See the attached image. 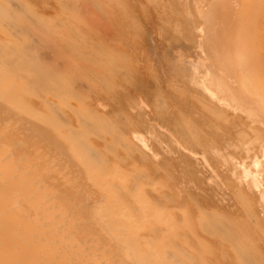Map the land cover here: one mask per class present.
Returning a JSON list of instances; mask_svg holds the SVG:
<instances>
[{
	"label": "bare ground",
	"instance_id": "obj_1",
	"mask_svg": "<svg viewBox=\"0 0 264 264\" xmlns=\"http://www.w3.org/2000/svg\"><path fill=\"white\" fill-rule=\"evenodd\" d=\"M16 1V2H15ZM28 1H30V0H28ZM27 0H0V264H264V250H262V249H264V248H262V249H260V246H262L263 244H261V241L258 243V241L256 240L255 242H256V244L258 243L259 245H257V247H259L258 248V251H257V248H256V246L254 245V241H253V239H252V236L254 237V234L253 235H248V234H239L238 232H234L235 231V229H233V226H232V223L234 224V223H236V222H234V220H232L231 218H229V219H231V220H229L228 221V218H226V221L224 222L223 220H222V211H226V209L225 210H223L224 208H226V206H229L230 205V203H228L225 207H224V205H225V203H224V205H223V209L221 208V207H219L220 206V203L221 202H223V200L221 199L222 198V196H223V192H222V195L220 194V197H219V199H218V195H219V193H221V191L219 192V188L221 187V185H220V183H219V185H220V187L218 186L217 187V185L215 186V185H213L214 187H213V189H216L215 187H217V190H218V192H216L215 190H213L212 189V187H211V189H210V191L212 190V192L211 193H209L210 195H208V191H209V187L208 186H211V184L210 185H204V184H208V183H206L207 181H206V179L205 178H207V176H208V174L210 173V170L207 172L206 171V169L204 170V168H202L201 167V169L199 168V169H197V173L195 174V170L193 169L194 168V165H195V163H194V165H193V167H191V169H192V172H193V175H192V172L189 170V168H188V170H189V173L191 172V175L194 177L195 175H197L198 173H200L201 171H204V175H206V173H207V176L205 177V178H203L204 176L203 175H201V176H197V182H199V184H200V180L202 179L203 180V183H201L202 185H203V187H205V190L207 191H205V190H203L201 187H194V186H192V183L190 182V180H192V182H193V179L192 178H190V180H187V175L189 174V173H187L188 172V170H187V172H186V177H185V173L184 172H181V173H179L180 175L178 176V180L176 179L175 181H177L179 184H177V185H175L177 182H175V181H172L173 179H172V175H171V181H172V184H173V182H175L174 183V185H167V186H165V184L164 185H162L163 184V179L160 181L159 179H161V178H163V175L162 176H160V178L159 179H157V178H153V174L155 173V174H157L156 172H158L159 173V171H160V165L159 164H161V163H159V164H157L158 163V158L156 159V161L157 162H155L154 160H155V157H154V160H153V163L155 162V164H157V166H155L156 168L154 169V168H152V170H155L154 171V173L152 172V177H151V179L153 178V179H156V181L157 182H155V183H158V185L159 184H161V186H152V185H149V184H147V183H145V182H142V183H140V182H138V180H137V183H135L136 181H135V179H131V177L133 176L132 175V172H134L135 170H134V168L132 169V167H131V165H130V167H131V169L129 170V168L130 167H128L127 168V170L126 171H124V172H122L121 170H119V176H115L114 174H116L117 172H118V169L117 170H113V168H112V165H113V163H111V164H108L107 162H104V161H107L108 159H109V155H112L111 156V160H112V158H113V154H115L116 153V155H117V153H118V151H119V149H121V147L119 148V145H118V150H117V152H115L114 153V151H112L113 152V154H112V152H111V154H110V152L108 153V152H106V151H104L102 148H100L101 146L99 145V143L102 141H100L99 143H97L96 142V144H95V146L97 145V147H92L93 145L90 143V141H89V143L91 144V147L88 149V151H89V155H90V157H92L93 158V160H98L99 162L100 161H102V164L103 165H105L106 163L109 165V168H107L106 167V171H108L109 169H110V167H111V171L113 172H115L114 174L111 172V173H109L110 175H112L113 174V176L112 177H117V179H118V177L121 179V181H123V177H125V176H123L122 175V173H127V175L130 173V175H132L131 177H130V175H129V180H128V178H126V181L128 180V181H132V182H128V184H125V186H122V184L120 185L119 184V182L116 184L115 182V184H116V186H118V184H119V186L120 187H118L117 189H113V192H112V187H114V186H112L111 187V185H108V184H110V183H108L107 181H108V179H109V177H111L107 172H104V171H101V170H99V169H101L100 168V165L98 164V166H99V168L98 169H95L94 167V169L93 168H91V170L90 171H87V168H86V170L85 169H83V170H85V172L84 171H81V169H79V167H81V168H83L82 167V162H83V160H82V162H80L79 160H77V156H78V153H77V151H76V149H77V147H76V149L75 148H71V146H72V142L74 143V141L72 140V142H70L71 141V139H73L72 137H73V135H72V133H71V135H72V137L70 136V134L68 135V137H66L67 136V132H66V134H64V132H65V130L63 129V131H61L62 130V128H64V127H62L61 129H60V127H58L57 128V126H58V123H57V125H56V127H55V125L53 126V127H51L52 126V124H50V125H48L47 123H46V119L48 120H50V123H51V120L52 119H50L49 117H51V114H50V116H49V114H47L48 115V118H47V115H46V108H45V102H46V100L48 99V97L50 98V96H46L48 93H46V91H47V88H48V86L46 85V78H45V75H44V61H46L47 59L49 60V58H50V56H47L48 54L50 55V53L51 52H53V51H50V53H48V51H49V49H47V52H44L43 51V47L44 46H47L48 47V42H50V37H51V39H52V36L54 35V34H52V36H50V34H51V32H53V31H48V32H50L49 33V39L47 38V41H46V38L44 39V36H46V34H44V36H42V33H43V31H42V27L43 26H37V25H39L38 24V22H36V20L38 21L40 18L38 17H36V15H37V13H34L33 11H34V9H35V11H37V10H39V9H36V7H39L40 6V4H38V6H36V0H32V1H34V4H35V8H33L32 9V12H33V15L31 16V11H30V8L28 9V5H32L31 3H29ZM40 1V0H39ZM47 1H48V8H50L49 7V1L50 0H46V2H45V0L43 1L42 0V2H41V9H42V4H43V6L45 7V9H46V7L47 6H45V5H47V4H45V3H47ZM59 1V0H58ZM63 1V0H62ZM68 1H70V4L66 1V5L68 6L69 5V7H70V5H71V7L72 6H76V3H79L80 1H78V0H74V1H76V2H74V4L71 2V0H68ZM97 1L98 0H96V2H95V0H91L90 1V3H87V2H89L88 0H86V2H85V0H83V2H85L84 3V5L87 3V4H91V2H92V7H94V8H92V9H94V10H96L95 8H98V10H99V14L98 15H96V13H94V12H96V11H98V10H96V11H92L93 13L91 14V6L90 5H88V6H90V9L89 8H87L86 9V11L84 12V16L85 15H89V14H91V17L93 16H99L100 15V17H102V18H104L105 17V19H104V22L106 21V18H107V20L109 21V18L111 19L112 17L110 16V13H111V10H109L110 12H108V7H105L106 9H107V11H105V14H109L108 15V17H107V15L105 16L104 14L102 15V13L101 12H104V10L102 11V9H104V8H99V6H101L100 4H102V3H97ZM107 1V0H106ZM135 1V0H134ZM138 1V0H137ZM148 1V0H147ZM165 1V0H164ZM164 1H162V4H163V2ZM168 1H170V0H168ZM187 1V0H186ZM185 1V3H186V7L189 5H187V2ZM188 1H190V0H188ZM192 1V0H191ZM250 1H252V3L254 4V2H255V0H254V2H253V0H245L244 2H243V4H246L247 2H249L250 3ZM257 1V0H256ZM260 1V0H259ZM52 2H55V1H52L51 0V3ZM100 2H101V0H100ZM127 2V1H126ZM155 2V1H154ZM156 2H157V0H156ZM159 2V1H158ZM160 2H161V0H160ZM159 2V4H161ZM171 2H173V5L172 6H174V4H175V2H176V4H175V6L177 5V7L179 8V6L178 5H182V3H179V2H177V0H172ZM241 2V3H242ZM258 2V1H257ZM63 3H64V1H63ZM93 3H95L94 5H93ZM149 2H147V4H148ZM190 3V5L189 6H191V4L193 3V1L192 2H189ZM231 3L233 4V8H235L236 6H240L241 5V3H240V0H231ZM240 3V4H239ZM248 3V6H249V9L251 10V4H249ZM45 4V5H44ZM82 4V3H81ZM128 4V3H127ZM132 4H133V2H132ZM135 4H136V2H135ZM261 6L263 5V3L261 4V1H260V3H259ZM259 4H256V2H255V4H254V8H255V6H258ZM51 5V4H50ZM83 5V4H82ZM82 5L80 6V8L82 7ZM96 5H98L97 7H96ZM123 5V4H122ZM129 5H131V4H129ZM128 5V6H129ZM134 5V4H133ZM141 5H143V4H141ZM144 5H146V4H144ZM143 5V6H144ZM154 5H155V3H154ZM34 6V5H33ZM52 6L54 7L55 5L52 3ZM105 6H107V5H105ZM109 6V5H108ZM132 6V5H131ZM143 6H142V8H143ZM151 6V5H150ZM157 6H158V4H157ZM242 6H244V5H242ZM247 6V5H246ZM246 6H245V8H246ZM247 6V7H248ZM32 7V6H31ZM43 7V8H44ZM60 7H61V5H60ZM84 7V6H83ZM110 7V6H109ZM118 7V6H117ZM152 7V6H151ZM181 7V6H180ZM182 7H183V5H182ZM218 7V6H217ZM237 7V8H238ZM263 7H264V5H263ZM55 8H56V11H57V9H58V5H56V7H54V11H55ZM65 8H66V6H65ZM76 8V7H75ZM80 8L79 9H77L78 10V12H80ZM131 8V7H130ZM135 8H138V6L137 7H135ZM147 8V7H146ZM159 8L160 7H158V9H155V11L153 10H151V14H152V12H154L155 13V15L153 14V16H155L154 18L156 19V22L158 21V19H157V14H156V11L158 12V10H159ZM161 8H162V5H161ZM172 8V7H171ZM241 8H243V7H240V10H241ZM253 8V9H254ZM28 9V10H27ZM60 9V8H59ZM85 9V8H84ZM101 9V10H100ZM167 8V6H166V8H165V6H164V8L163 9H161V12L159 11L158 13H162V11H164L165 12V10H166V12H168V11H171L170 9H168ZM193 9V5H192V7H191V10ZM222 9V8H221ZM257 9H258V7L256 8V11H257ZM263 9V8H262ZM44 10V9H43ZM43 10H39V13H41V11H42V15L40 16V17H42L44 14H43ZM47 10V9H46ZM46 10H45V13H46ZM51 10H53V9H51ZM50 10V11H51ZM71 10H72V8H71ZM74 10H76V9H74ZM73 10V11H74ZM81 10H82V8H81ZM90 10V12H88ZM130 10V9H129ZM135 10V9H134ZM178 10V9H177ZM189 9H188V7H187V11H188ZM239 10V9H238ZM238 10H236V12H237V14L239 13V16L241 17V18H243L242 16H243V10L240 12V10L238 11ZM250 10L248 11V10H246V11H248L249 13H250ZM259 10H260V7H259ZM26 11H28L27 12V14L30 12V16L31 17H29V18H35V20H34V22H36L35 23V26L33 25V26H31V24L29 25L28 24V22L27 23H25L24 22V20L22 21V18L23 17H19V14H20V12H22V13H24V12H26ZM53 11V14H51L52 13V11L50 12V16L51 15H53V16H58V15H60L61 13H60V10L57 12V14L58 15H56L55 13L56 12H54ZM67 11V9L66 10H62L61 12L63 13V12H66ZM133 11V10H132ZM179 11H180V9L177 11V12H175V14H176V17H175V19L176 20H179L178 18H177V16H179L180 14H182V11H181V13L179 14ZM184 11V10H183ZM195 11V12H194ZM253 11L254 10H252V13H253ZM48 12V11H47ZM78 12H77V14H78ZM108 12V13H107ZM137 12V11H136ZM144 12H145V14H143L142 16H143V18H142V20L144 19V16L147 14V15H149L148 14V11L146 10L145 11V8H144ZM165 12V13H166ZM38 13V14H39ZM98 13V12H97ZM141 13V12H140ZM142 13H143V11H142ZM149 13H150V10H149ZM184 13V12H183ZM193 13H195V16H194V18L195 17H197L196 16V10L195 9H193ZM229 13H230V11H229ZM254 13H255V11H254ZM36 14V15H35ZM67 14V13H66ZM66 14H64V16L66 15ZM70 14H71V12H70ZM119 14V13H118ZM174 14V13H173ZM173 14H169V15H167L166 17L170 20V18H169V16L171 17V20H170V23H171V21L174 19H172V16H173ZM186 14V13H185ZM242 16H241V15ZM24 15V14H23ZM45 15H49V12H48V14H45ZM62 15V14H61ZM79 15H81V16H83L82 15V11L79 13ZM102 15V16H101ZM111 15H113V12H112V14ZM138 14L136 13V16H137ZM140 15V14H139ZM138 15V16H139ZM146 15V16H147ZM160 16H161V14H159ZM158 15V16H159ZM183 15V14H182ZM182 15H180L179 17H180V21H179V24L181 23V21L184 19V21H182V23L184 24V22H185V25H190V24H188L189 23V21L188 20H190L189 18L190 17H193L191 14L189 15V18H188V15H187V18H186V21H185V15H183V17H182ZM254 15V14H253ZM262 15H263V13H262ZM262 15H260L261 16V19H263L264 18V15H263V17H262ZM25 16V15H24ZM47 16H45V18L47 17ZM64 16H63V18H64ZM66 16H68V15H66ZM81 16H80V18H81ZM96 16H95V18H96ZM104 16V17H103ZM138 16H137V18H138ZM141 15L139 16V19L138 20H140L141 18L140 17H142ZM145 16V17H146ZM151 16V15H150ZM231 16H232V14H231ZM239 16H237V17H239ZM52 17V16H51ZM113 17L116 19V17L113 15ZM163 17H164V13H163ZM162 17V18H163ZM254 17H255V15H254ZM29 18H27V19H29ZM48 18V17H47ZM53 18L54 17H52V19L50 20V18H48V20H50V21H54L53 20ZM79 18V19H80ZM87 18V17H86ZM95 18H93V19H95ZM101 18V20H102V22H103V19ZM119 18V17H118ZM134 18H135V16H134ZM148 18V17H147ZM153 17H150L149 19L150 20H155V19H152ZM161 18V19H162ZM165 18V17H164ZM183 18V19H182ZM252 18H253V16H252ZM257 18V15H256V17H255V19ZM23 19H25V18H23ZM89 19L91 20V18L90 17H88V21L86 20V19H83V21H87V23L89 22ZM97 19H98V22H99V17H97ZM160 19V17H159V21H158V23L160 22V24H161V22H162V24L164 25V27H165V21L163 22V20H161ZM166 19V18H165ZM168 19H166V22L168 21V24H170L169 23V20ZM255 19H253L254 21H257L256 23H259L260 21H259V19L257 20H255ZM48 20H46L47 21V23H48ZM65 20V19H64ZM100 20V21H101ZM142 20H141V22H142ZM161 20V21H160ZM192 20V19H191ZM191 20H190V23H191ZM195 20V19H194ZM197 20V19H196ZM200 20V19H199ZM220 20H221V37L223 38H226V33H227V30H226V17H225V15H223L222 17H220ZM220 20H219V22H220ZM241 20V19H240ZM25 21H27L26 19H25ZM43 21H44V19H43ZM71 21H72V18H71ZM70 21V22H71ZM95 21H97L96 19H95ZM145 21V20H144ZM144 21H143V23H144ZM187 21H188V23H187ZM217 21H218V19H217ZM228 21V20H227ZM243 22H247L248 20H246V21H244V18H243V20H242ZM241 21V22H242ZM31 22V21H30ZM34 22H32V24L34 23ZM67 21H65V23H66ZM68 22H69V20H68ZM69 22V23H70ZM94 22V21H93ZM98 22H95L96 23V26L97 27H99L100 25H98L99 23ZM102 23V24H105L106 25V23H108V22H105V23ZM114 22V21H113ZM117 22H118V19H117ZM140 22V24H142ZM174 22H175V20H174ZM198 22V20L197 21H195V24ZM201 22V20L199 21V23ZM264 21L262 20V23H263ZM39 23H41L42 24V22L40 21ZM46 23V22H45ZM50 23V22H49ZM48 23V24H49ZM62 23V22H61ZM60 23V24H61ZM77 23H78V21H77ZM94 23V24H95ZM98 23V24H97ZM112 23V22H111ZM116 23V22H115ZM119 23V22H118ZM134 23H136V22H134ZM146 23H147V26L146 27H148V25H149V23H148V21H146ZM155 23V22H154ZM158 23H155V25L157 24L158 25ZM177 23V22H176ZM239 23H240V21H239ZM262 23H261V27H262V29L264 30V28H263V26H262ZM56 24V23H55ZM70 24H72V23H70ZM75 24V23H74ZM90 24H91V22H90ZM101 24V23H100ZM101 24V25H102ZM150 24H152V21H151V23ZM172 24V23H171ZM241 24H243V23H240V26H241ZM247 25L246 26H248V23H246ZM260 24V23H259ZM57 25H58V23H57ZM79 25V24H78ZM93 25V24H92ZM123 25V24H122ZM143 25V24H142ZM155 25H154V28L155 29H157V26L155 27ZM244 25V24H243ZM72 26H73V24H72ZM95 26V25H94ZM150 26V25H149ZM160 26V25H159ZM168 26V25H167ZM176 26H177V24H176ZM209 26V25H208ZM240 26H239V29L241 30L242 28H240ZM46 27V26H45ZM52 27V26H51ZM50 27V28H51ZM59 27V26H58ZM100 27H102V29L101 30H103L104 28H103V26H100ZM108 27V26H107ZM114 27V26H113ZM161 27V26H160ZM160 27H158V29H160ZM170 27H172V25H170ZM190 27H192L191 25H190ZM190 27H187L186 26V28L184 29L183 28V26H182V28H183V30H182V28H181V24L180 25H178V29L180 28V37H179V39H181V41H182V38H183V35L182 34H184L183 32L187 29L188 30V28H189V30L188 31H185L186 32V35H184L185 37L187 36V33L189 32L190 33ZM194 27H195V25H194ZM245 27V26H244ZM244 27H243V29H244ZM260 27V28H261ZM79 28V27H78ZM106 28V27H105ZM110 28V27H109ZM150 28H151V31H153L154 33H158V31L156 30L155 31V29H153V25L151 26V27H149V29L148 30H150ZM161 28H163V26L161 27ZM168 29H169V27H167ZM167 28H166V31H167ZM205 28V27H204ZM208 28V27H207ZM249 28V27H248ZM47 29V28H46ZM54 29V28H53ZM66 29V28H65ZM141 29V28H140ZM173 28H171V30H172ZM255 29H256V27L254 28V31H255ZM258 29V28H257ZM257 29H256V31H255V33H257ZM43 30H44V28H43ZM48 30V29H47ZM58 30V29H57ZM142 30H146L145 29V27H144V29H142ZM141 30V31H142ZM210 30V29H209ZM236 30H238V27H237V29ZM107 31V30H106ZM140 31V32H141ZM166 31H164V33H166ZM175 31V30H174ZM260 31H262V30H259V32ZM81 32V31H80ZM159 32H160V34H161V30H159ZM178 32V31H177ZM263 32V31H262ZM45 33V32H44ZM74 33V32H73ZM134 33H136V32H134ZM149 33H152V32H149ZM164 33H162V35L164 34ZM169 32L167 31V34H166V36L165 37H167V35L169 36V39L171 38L170 36H172V39L174 38L175 39V37L174 36H176V35H174L173 36V34H174V32H173V30H172V32H171V35H170V33L168 34ZM179 33V32H178ZM264 33V32H263ZM48 34V33H47ZM146 35V34H144V33H141V35ZM177 34V33H176ZM195 33L193 32V35H194ZM196 34H198V32L196 33ZM195 34V35H196ZM239 34L240 35H242V33L241 32H239ZM250 34V33H249ZM248 33H247V37H249V36H252V38L251 37H249V39H250V41H249V39H247V37H246V33H245V35H243L242 37L240 36V35H238V33L237 34H235V36L236 37H239L238 39H241L242 40V38H243V42H245L246 43V41L248 40L251 44V47H249L250 45L248 44V43H246L245 45H246V47H245V45L242 43V41H238L237 40V38H236V42L238 43V44H243L244 45V52H246V51H250V50H253V52L252 53H255L256 52V50H257V48H258V50H260V51H262V49H260L262 46V48H263V50H264V40L263 39H260L259 40V34H261V35H263L261 32L259 33V34H254L255 36L257 35V38H255L256 40H259V44H261L262 43V45L261 46H259V44H258V42H255V43H253V45L254 44H257L259 47H256V45H255V47H253L252 46V39H253V35H249ZM252 34V33H251ZM106 35H107V33H106ZM108 35H110V33H108ZM142 35V37H144ZM190 35H191V37L193 38V40H195V35L193 36L191 33H190ZM209 35H210V33H209ZM42 36V37H41ZM56 36H57V34H56ZM70 36V35H69ZM73 36V35H72ZM113 36V35H112ZM122 36V35H121ZM147 36V35H146ZM177 36H178V34H177ZM177 36H176V38H177ZM208 36V35H207ZM213 36V35H212ZM245 36V37H244ZM35 37V38H34ZM36 37H41V39H40V44H39V39L38 38H36ZM74 37V36H73ZM80 37V36H79ZM150 37V36H149ZM157 37V34L155 35V36H152V34H151V37H150V39L151 38H156ZM158 37H159V35H158ZM157 37V38H158ZM165 37L163 36L162 38H164V40H162L161 39V36H160V40L159 41H161L162 40V42H159V43H163L164 41V43H166L167 41V44H169V40H168V38H167V41H166V39H165ZM189 35H188V37H186V38H191ZM195 37V38H194ZM34 38V39H33ZM53 38L55 39V37L53 36ZM77 38H78V36H77ZM82 38H83V36H82ZM209 38V37H208ZM244 38H245V40H244ZM260 38H261V36H260ZM35 39H36V41H35ZM37 39H38V41H37ZM43 39V41H41ZM58 39V38H57ZM142 39V38H141ZM140 39V40H141ZM144 39H146L145 37H144ZM213 39V38H212ZM228 39V38H227ZM45 40V41H44ZM49 40V41H48ZM69 40H70V38H69ZM118 40V39H117ZM117 40H115V43L117 42ZM120 40L122 41V39L120 38ZM147 40V39H146ZM145 40V41H146ZM171 40V39H170ZM177 40V41H176ZM174 42H178V41H180V40H178V38L176 39ZM263 40V41H262ZM54 41H56V39L54 40ZM53 41V42H54ZM64 41V40H63ZM121 41H120V43H121ZM125 41V40H124ZM144 40H143V42H145ZM151 42H152V40H150ZM197 41V40H196ZM196 41H195V44H196ZM247 41V42H248ZM253 41H254V39H253ZM260 41H262L261 43H260ZM35 42H37V43H35ZM43 42H44V46L43 45H41V43L43 44ZM57 42H59V40H57ZM75 42V41H74ZM78 42H79V39H78ZM118 42H119V40H118ZM138 42V41H137ZM136 42V43H137ZM140 42V41H139ZM155 42H158L157 40H155ZM154 42V40H153V43H155ZM173 42V40H172V43H174ZM189 42V41H188ZM46 43V44H45ZM51 43V42H50ZM64 43V42H63ZM68 43V42H67ZM159 43H158V45H159ZM172 43H170L171 45V47H172ZM176 43H174V44H176ZM184 40H183V42H182V44H181V46H183V48H184ZM191 43H194V42H192V40H190V43H189V45L191 44ZM209 43V42H208ZM228 43V42H227ZM237 43H235L237 46H238V44ZM65 44H66V42H65ZM79 44V43H78ZM83 44V43H82ZM96 44V43H95ZM131 44V43H130ZM140 44H141V46H140ZM138 43V45L142 48V41H141V43ZM143 44H145V43H143ZM148 45H149V43H147ZM156 44V43H155ZM154 44V49H155V51L156 52H158V47H156V45ZM212 44V43H211ZM249 46H248V45ZM53 45V44H52ZM55 45V44H54ZM59 45H60V42H59ZM58 45V46H59ZM115 45V44H114ZM134 45H136V44H134ZM188 45V43L186 44V46L188 47L189 46ZM192 45L193 44H191V46L190 47H192ZM209 45V44H208ZM41 46H43V47H41ZM71 46H72V44H71ZM122 46V45H121ZM138 46V47H139ZM144 46V45H143ZM164 46V45H163ZM165 46H167V45H165ZM165 46L163 47L164 49H167V48H165ZM174 46V45H173ZM185 46V50H184V55H185V52L187 53L188 51L186 50V47ZM220 46V45H219ZM236 46V47H237ZM241 46V50H239V51H243L242 50V45H240ZM57 47V46H56ZM60 47V46H59ZM69 47V46H68ZM74 47H76V45H74ZM111 47V46H110ZM117 47V46H116ZM145 47V46H144ZM150 47V46H149ZM151 47L153 48V45L151 44ZM156 47V48H155ZM169 47V46H168ZM193 47H195L194 45H193ZM214 47H215V45H214ZM221 47V48H220ZM219 47V49H220V51H219V53H218V55H219V57H220V55H221V66H219L218 67V64H216V68H218L219 70L221 69V71H225V75H230V73H229V70H230V68H233L234 69V66L233 67H230L231 66V63H233L232 62V60L234 59V55L235 54H233V59L232 58H230V56H229V52H228V48H227V46L226 45H223V46H220ZM235 47V46H234ZM233 47V48H234ZM249 48L250 50H246V48ZM113 48V47H112ZM122 48V47H121ZM120 48V49H121ZM131 48V47H130ZM136 48H137V45H136ZM135 48V49H136ZM151 48V49H152ZM160 48V47H159ZM162 48V47H161ZM196 48H197V45H196ZM208 48V47H207ZM209 48H211L212 49V47H209ZM254 48V49H253ZM65 49H67V51H65L64 50V46H63V48H62V51L64 50V52H68L69 51V49L66 47ZM119 49V48H118ZM144 49V48H143ZM168 49H170V47L168 48ZM173 49H176V48H174L173 47ZM181 49H182V47L180 48V52H181ZM235 49V48H234ZM54 50H55V48H54ZM115 50V49H114ZM183 50V49H182ZM192 50V49H191ZM190 50V53H188V54H192L193 55V51H191ZM238 50V49H237ZM246 50V51H245ZM255 50V51H254ZM76 51V50H75ZM106 50H104V52H105ZM122 51V50H121ZM163 51V52H162ZM166 51V50H165ZM170 51V50H169ZM175 51V50H174ZM232 51V50H231ZM57 51H55V53H56ZM107 52V51H106ZM120 52V51H119ZM123 52H125V51H123ZM131 52V51H130ZM147 52H151V53H153L152 51H147ZM156 52H155V57H156ZM170 52H172V51H170ZM176 52V51H175ZM191 52H193V53H191ZM206 52V51H205ZM210 52H212V51H210ZM237 51H235V53H236ZM251 52H246V53H239V55L241 54V56H240V58L242 57V55L243 56H245V54L247 55V56H251L252 55V53ZM45 53V54H44ZM46 53H47V55H46ZM65 53V54H66ZM69 53V52H68ZM108 53V52H107ZM106 53V54H107ZM118 53V52H117ZM128 53V52H127ZM132 53V52H131ZM131 53H129V54H131ZM161 53L163 54V53H165L164 52V50H161ZM166 53H168V52H166ZM166 53H165V55H162V58L163 57H165L166 56ZM196 53H197V51H196ZM204 53V52H203ZM214 53V55H216L215 54V51L213 52ZM264 54V51L263 52H259V53H257V56H256V60H258V64L259 63H261V70H260V68H258L257 67V69H258V77H259V79L258 80H261L262 79V82H261V84H262V86H261V84H259L260 83V81L258 82V80H257V84H259V86H260V88H264L263 87V83H264V73L262 72V71H264V69H262V68H264V66H263V63H264V56H263V54ZM58 54H59V51H58ZM119 54V53H118ZM129 54H128V56H129ZM170 54V53H169ZM187 54V55H188ZM248 54H251V55H248ZM256 54V53H255ZM254 54V55H255ZM260 54V55H259ZM60 55V54H59ZM59 55H53V58H54V61H53V59L50 61L49 60V62H52V64H53V62H55V60H57L58 59V57H59ZM68 55V54H67ZM76 55H77V53H76ZM85 55V54H84ZM126 55V54H125ZM142 55V54H141ZM186 55V56H187ZM200 55V54H199ZM254 55H252L251 56V59L253 58V60L255 59V56ZM46 56H47V58H46ZM58 56V57H57ZM64 56V55H63ZM62 56V57H63ZM70 56V53H69V55H68V58H67V61L66 62H70V61H68V59L70 58L69 57ZM92 56V55H91ZM118 56V55H117ZM132 56H133V53L130 55V57L132 58ZM159 56H161L160 55V52H159ZM172 56L174 57V55L172 54ZM208 56V55H207ZM247 56H245V59L242 57L241 59L243 60L244 59V62H245V60H246V58H247ZM254 56V57H253ZM260 57V58H258L257 59V57ZM262 56H263V60H260V62H259V59H262ZM65 57V56H64ZM129 57V59L131 60V58ZM136 57L137 58H139L140 57V55L138 56V55H136ZM142 57L144 58V56L142 55ZM142 57H141V59H142ZM157 57H158V53H157ZM175 57H176V55H175ZM190 57H192V56H190ZM195 58H196V56H194ZM76 57H74V59H75ZM88 58H90V56H88ZM137 58H136V60H137ZM161 58V59H162ZM194 58V59H195ZM236 58H238V54H236ZM240 58H238L237 60L236 59H234L235 60V63H237V61L240 63ZM250 58V57H249ZM60 59H61V55H60ZM71 59V58H70ZM72 59H73V55H72ZM82 59V58H81ZM101 59V58H100ZM99 59V60H100ZM117 59V58H116ZM115 59V56H114V60H116ZM121 59V58H120ZM119 59V60H120ZM127 59V58H126ZM141 59L139 60V61H136L135 62V58H134V63H137V62H140L141 61ZM145 59H146V56H145V58H144V61H145ZM157 59V58H156ZM158 59H160V57H158ZM211 59V58H210ZM213 54H212V61H213ZM64 60H66L65 58H64ZM86 60V59H85ZM150 60V62H151V59H149V57H148V59H147V61H149ZM163 60H164V62H165V58H163L162 59V62H163ZM169 60H170V63H171V60H172V62H173V60L174 59H172L171 57L169 58ZM169 60H168V58H167V56H166V61H168V63H169ZM208 60V59H207ZM215 60H217V59H215ZM60 61H63V60H60ZM75 61V60H74ZM87 61V60H86ZM85 61V62H86ZM90 61H92L91 59H90ZM101 61L103 62V61H105V59L104 60H102L101 59ZM125 61V60H124ZM127 61V60H126ZM125 61V62H126ZM132 61H133V58H132ZM143 61V62H144ZM194 61V60H193ZM230 61H231V63H230ZM249 61V67L246 65V62H245V65L247 66V68H249V70L251 69V71L253 70L252 68H250V59L248 60ZM248 61H247V63H248ZM262 61V62H261ZM47 62V61H46ZM65 62V61H64ZM96 62H97V60H96ZM111 62V61H110ZM114 62H116V61H114ZM143 62H142V64H143ZM161 62V63H162ZM177 62V61H176ZM182 61H178L177 63H181ZM243 62V61H242ZM241 62V64L242 65H244V63H242ZM251 62H252V60H251ZM253 62H255V61H253ZM252 62V63H253ZM122 63V62H121ZM148 63V62H147ZM147 63H145V64H147ZM152 63H154V66L156 67V65L159 63V61H157V64L155 65V62L154 61H152L151 62V64ZM160 63V64H161ZM177 63L175 64V62H174V65L175 66H177V68H181V67H179V65H177ZM239 63H237V64H235L236 66L238 65V68H240V69H243V70H245L244 69V67H245V65H244V67L243 68H241L240 67V64ZM60 64H61V66H62V63L61 62H59V66H60ZM71 64H72V62H71ZM110 64H112V63H110ZM114 64V63H113ZM138 64V63H137ZM136 64V68L138 69V65H140V67L142 66V64H141V62H140V64H138L137 65ZM160 64H158L159 66H160ZM172 64V63H171ZM220 64V63H219ZM46 65H47V63H46ZM45 65V66H46ZM56 65H57V63H56ZM56 65H55V67H56ZM64 65V67H65V63L63 64ZM124 65V64H123ZM133 65H135V64H133ZM158 65H157V70L159 69L158 68ZM166 65H168L169 67H170V65L169 64H166L165 63V65H164V63L163 64H161V67L162 68H164L165 70H167L165 67H163V66H166ZM210 65V64H209ZM233 65V64H232ZM255 65H257V63L255 64ZM147 66V65H146ZM150 66V65H149ZM153 66V65H152ZM168 66H166L167 68H168ZM174 66V67H175ZM258 66H260V65H258ZM47 67H49L48 68V72H49V70H50V72L53 70V68H50V63H49V65H47ZM63 67V66H62ZM67 67V66H66ZM65 67V68H66ZM79 67H80V65H79ZM115 67V66H114ZM125 67H126V65H125ZM132 67V66H131ZM134 67V66H133ZM145 67V66H144ZM143 67V68H144ZM172 67H173V64H172ZM172 67H171V69H172ZM174 67H173V69H174ZM184 67L186 68V66L184 65ZM198 67V66H197ZM221 67V68H220ZM254 67V66H253ZM256 67V66H255ZM255 67H254V71H252L253 72V75L255 74V71L257 70H255ZM46 68V67H45ZM70 68H72V67H70ZM123 67L121 66V68L120 69H122ZM127 68V67H126ZM142 67L140 68V69H143ZM151 68V67H150ZM149 68V69H150ZM161 68V72L158 70V72H160L161 73V76H160V78L162 77V75L163 74H165V76L167 75V74H169V73H166V72H163V74H162V69ZM176 68V69H177ZM184 68V69H185ZM202 68V67H201ZM52 69V70H51ZM134 70H135V67L133 68ZM139 69V70H140ZM151 69H153V67L151 68ZM169 69V68H168ZM171 69H169V70H171ZM175 69V70H176ZM70 70V69H69ZM118 70H119V65H118ZM128 70V69H127ZM132 69H130V71H131ZM133 70V71H134ZM139 70H137L138 72H139ZM146 70H148V68H146ZM146 70H142V71H146ZM164 70V71H165ZM179 70V69H178ZM212 70V69H211ZM235 70H237L236 72H238V69H235ZM247 70V73L249 72V70L248 69H246ZM61 71V70H60ZM71 71V70H70ZM72 71H73V69H72ZM76 71H78V69L76 70ZM122 71V70H121ZM129 71V72H130ZM132 71V72H133ZM137 71H135V75H133V74H131V75H133V76H135V78H137V75H138V73H137ZM168 71V70H167ZM181 71L183 72L184 70H183V68H181ZM213 71H214V69H213ZM241 71V70H240ZM238 72L237 73V78L236 79H238V84H239V87L241 88L242 86H241V84H243V86H244V89H245V91H244V89H243V87H242V89H243V91H244V93L246 92L248 95H249V93L250 92H248L249 90H246V88L248 89H251L252 88V90L254 91H257L258 90V92H256L255 93V91L252 93V90H251V95H253L254 93L256 94H254V96H252L254 99L256 98V101L258 100L259 102L261 101L262 102V100H263V96H264V90H263V95H262V99H261V96H258L257 97V94L259 93V94H261V89L259 88V87H257V85H256V79H255V76L256 75H254V77H253V79H254V85H252V86H250L251 84V82H253V80H252V74L250 75V77L249 76H247L248 78H250L251 80H247V77L246 76H244V75H242V77H241V72ZM260 71H261V73H263V76H262V74L260 75ZM56 72H59V69H58V71H56ZM66 72H67V70H66ZM93 72V71H92ZM129 72H128V75H127V73H125V75H124V81H125V76L127 75V76H129ZM178 73V74H183V73ZM187 72V71H186ZM251 72V73H252ZM53 73H54V71H53ZM60 73V72H59ZM112 73V72H111ZM142 73V76L144 77V83H143V81L142 80H140L139 79V83H140V81H141V83H143L144 85H145V87H147V86H151V84L149 85V81H148V85L147 84H145L147 81L145 80V78L147 79V80H150L149 79V77H148V75H146V77L144 76V74L143 73H145V72H141ZM141 73H139V75H141ZM148 73V72H147ZM156 73V72H155ZM189 73V72H188ZM204 73H206V72H204ZM212 73V72H211ZM215 73H216V69H215ZM217 73H218V71H217ZM220 73V72H219ZM246 73V72H245ZM246 73V75H248ZM137 74V75H136ZM190 74V73H189ZM207 74V73H206ZM57 75V74H56ZM69 75V74H68ZM74 75V74H73ZM121 75V74H120ZM122 75H123V73H122ZM139 75H138V77H139ZM191 75V74H190ZM199 75V74H198ZM71 78V80H72V77H74V76H71V73H70V75H69ZM69 76H68V78H69ZM93 76V75H92ZM112 76V75H111ZM118 76H119V74H118ZM141 76V79L143 78ZM164 76V77H165ZM184 76H186V73H185V71H184ZM184 76H183V79H184ZM187 76H188V74H187ZM205 76V75H204ZM207 76V75H206ZM219 76V75H218ZM233 76V75H232ZM238 76L240 77V80H239V78H238ZM261 76H262V78H261ZM123 77V76H122ZM172 77H174V79L175 80H178L179 78H180V76H178V77H176V74H173V76H171V77H167L166 76V78L167 79H172L173 80V78ZM220 77V76H219ZM218 77V78H219ZM222 77V76H221ZM235 77V76H234ZM257 77V78H258ZM51 78V77H50ZM50 78H49V81H50ZM80 78V77H79ZM134 78V79H135ZM151 78H153V77H151ZM165 78V79H166ZM189 78H191V77H189ZM198 78H200V77H198ZM210 78V77H209ZM225 78V84H224V89L227 87V89L226 90H228L229 91V88H232L230 85H229V83L231 82V81H233V80H230L231 79V76H228V77H224ZM261 78V79H260ZM48 79V78H47ZM61 79V78H60ZM114 80H115V78H113ZM113 79H111L112 80V82H113ZM118 79H119V77H118ZM129 79V77L126 79V80H128ZM133 79V78H132ZM133 79V80H134ZM186 79V78H185ZM207 79V78H206ZM241 79H243V80H245V82L243 81V83H242V81H241ZM62 80V79H61ZM60 80V81H61ZM73 80H74V78H73ZM87 80V79H86ZM109 80H110V78H109ZM121 79H119V81H120ZM161 80H162V78H161ZM160 79H159V83H158V85L160 84V81H161ZM171 80V81H172ZM195 80V79H194ZM205 80V79H204ZM203 80V81H204ZM211 79H209V81H210ZM217 80V79H216ZM48 81V80H47ZM52 81V80H51ZM97 81H98V79H97ZM97 81H96V84H97ZM129 81V80H128ZM136 80H134L133 82H135ZM151 81H153V79L151 80ZM168 80H166V82H167ZM182 75H181V79H180V83H182ZM191 81V80H190ZM213 81V80H212ZM211 81V82H212ZM251 81V82H250ZM62 82H64V80H62L61 81V84H62ZM73 83H74V81H72ZM81 82L83 83V80L81 79ZM90 81H87V83H86V85L87 86H89V83ZM108 82V81H107ZM111 81H109V83H110ZM118 81H116V82H113L114 84H116ZM132 82V83H133ZM156 82H157V80H156ZM156 82H154V83H156ZM176 82V81H175ZM185 82V84H186V81H184ZM206 82V81H205ZM219 82V81H218ZM220 82H221V80H220ZM247 82V83H246ZM75 83H77V82H75ZM85 83V82H84ZM128 83V85H126ZM127 83H120V86L121 85H124V86H129V82H127ZM131 83V85H130V90L128 89V87H125L126 89H128L130 92H131V90L132 91H134L135 89H136V87L138 86H136L135 87V85L136 84H138V80H137V82H136V84L133 86V84ZM141 83H140V85H141ZM152 83V82H151ZM162 83H163V81H162ZM193 83L194 82H192V85H193ZM223 83V82H222ZM237 83V82H236ZM245 83H246V85L248 84V86L246 87V85H245ZM49 84H50V82H49ZM80 84V83H79ZM95 84V83H94ZM94 84H93V86H94ZM107 83H105V85H106ZM142 84V85H143ZM196 84V83H195ZM197 84H199V83H197ZM196 84V85H197ZM213 84H215V83H213L212 82V86H213V89L216 91V89H215V85H213ZM219 84V83H218ZM234 83H232V85H233ZM91 85V84H90ZM99 85V84H98ZM140 85L138 86L139 88H140ZM157 85V84H156ZM181 86H182V88H183V86H184V83H182V84H180ZM179 85V86H180ZM221 85V84H220ZM235 85V84H234ZM71 86V85H70ZM114 86H116V85H114ZM124 86H121L122 87V89H123V87ZM153 86H155V84H153ZM160 86V91L158 90V92H160V94L163 92V95L164 94H166L167 95V92L168 91H166V92H164V88H161V86H162V84L161 85H159ZM158 86V87H159ZM165 86H166V84H165ZM178 86V87H179ZM186 86V85H185ZM236 86V85H235ZM253 86L255 87L254 89H253ZM59 87H60V85H59ZM63 87V86H62ZM69 87V86H68ZM83 87L85 88V91L86 90H88L89 88L87 87V89H86V87H85V85H83ZM97 87V86H96ZM132 87H134L133 89H132ZM141 87H143V89H144V86H141ZM167 87V86H166ZM198 87V86H197ZM207 87V86H206ZM70 88V87H69ZM106 88H107V86H106ZM106 88H105V90H106ZM139 88H138V90H139ZM154 88H156V86L154 87ZM153 87H152V89H154ZM181 88V89H182ZM208 88V87H207ZM222 87H220V89H221ZM240 88H239V90H240ZM50 89H52V87L50 88ZM57 89V88H56ZM65 89H66V87H65ZM93 89H95V87L93 88ZM97 89H98V87H97ZM114 89V88H113ZM116 89V90H115ZM115 89H114V91H116V93H120L121 91H120V88H119V90H118V86H117V88L115 87ZM121 89V90H122ZM149 89H150V87H149ZM164 89V90H163ZM169 89V88H168ZM178 89V88H177ZM200 89V88H199ZM257 89V90H256ZM137 90V89H136ZM135 90V91H136ZM145 90V89H144ZM146 90H147V88H146ZM161 90H163L162 92H161ZM213 90V91H214ZM239 90H237V91H239ZM50 91H52V90H49V92ZM96 91V90H95ZM98 91V90H97ZM126 91V90H125ZM142 91V90H141ZM151 90H148V92H150ZM155 91V89L153 90V92ZM184 91V90H183ZM200 91H201V93L203 92L201 89H200ZM223 91H225V90H223ZM55 92V94H57V91H55V90H53V93ZM70 92V91H69ZM91 92V91H90ZM90 92H87V95H89L90 94ZM93 92V91H92ZM100 92H103V91H100ZM99 92V93H100ZM106 92V91H105ZM124 91H122L121 93H123ZM128 92V91H127ZM138 91H136V92H134V93H137ZM143 92V91H142ZM148 92H145V93H148ZM152 92V93H153ZM170 92V91H169ZM217 92H218V90H217ZM227 92V91H226ZM51 93V92H50ZM53 93H52V95H53ZM64 93V92H63ZM97 94V92H96V94L97 95H95V94H91V95H95L96 96V99H99V98H102V97H104L103 99H105L106 97V93H105V95H104V93H100V94ZM115 93V92H114ZM113 93V94H114ZM116 93H115V95H116ZM120 93V94H121ZM134 93H132V94H134ZM145 93L143 92V93H138V94H144L145 95ZM171 93V92H170ZM219 93V92H218ZM231 93V92H230ZM70 94V93H69ZM85 94V96H86V93H83V95ZM112 94V95H113ZM119 94V95H120ZM123 94H126V92L125 93H123ZM123 94H122V96H123ZM138 94H137V96H138ZM156 94V91L154 92V94L153 95H155ZM183 94V93H182ZM185 94H186V92H185ZM193 94H195V91H194V93ZM197 94V93H196ZM202 94H204L203 96H205V93H202ZM208 94H209V91H208ZM60 95V94H59ZM58 95V96H59ZM62 95V94H61ZM71 95H72V93H71ZM70 95V96H71ZM91 95L89 96V98H90V100L91 99H93L94 100V96L93 97H91ZM98 95L100 96L99 98H98ZM115 95H114V98H115ZM134 95H136V94H134ZM147 95V94H146ZM150 95H152L151 93H150ZM157 95H158V93H157ZM162 95V94H161ZM165 95V96H166ZM189 95H190V93H189ZM192 95V94H191ZM210 95V94H209ZM214 95V94H213ZM229 95V94H228ZM232 95V94H231ZM241 95H242V93H241ZM247 95V96H248ZM63 96H65L64 94L62 95V98L60 99V97H59V100L61 101V103H62V101H63ZM68 96V95H67ZM77 96V95H76ZM75 96V97H76ZM109 96V95H108ZM108 96H107V98L104 100L105 101V104L106 103H108V104H106V105H108V106H110V104H112L111 103V101L110 100H107L108 99ZM117 96V95H116ZM126 95H124L123 97H125ZM137 96H134L135 98H137ZM148 96L149 95H147V99H149L148 98ZM159 97H160V95H158ZM174 95H172V97H173ZM176 96V95H175ZM184 96H186V95H184ZM206 96H208V95H206ZM235 96V95H234ZM238 95H236V97H237ZM74 97V100L76 99ZM112 97V96H111ZM119 97V96H118ZM130 97V94H129V96H128V98ZM155 97V96H154ZM153 96H152V98H154ZM169 97V96H168ZM176 97H179V96H176ZM211 97V96H210ZM215 97V96H214ZM249 98H251L250 96H248ZM54 98H57L58 99V97H52V99H48V100H50L51 101V104H50V107H53L52 109H54L55 108V105H56V107H60L61 108V112H60V109H59V111L57 110V108H56V110H57V112L59 113H61L60 115H64L65 113H63V111H62V109H64V106L66 107L67 106V104H66V101L65 100H69V102H68V104L72 101H70V98H69V96L68 97H65L64 98V104H66V105H63V108L61 107L62 105H58L59 103H57V101L54 99ZM69 98V99H68ZM113 98V97H112ZM127 98V97H126ZM131 98H132V96H131ZM143 98V100H144V96H141V99ZM165 98H167V97H164V99ZM170 98V97H169ZM186 98V97H185ZM185 98L183 99L184 101H185ZM187 98H188V96H187ZM195 98H196V96H195ZM200 98H201V96H200ZM203 98V97H202ZM206 100H209V99H207L206 97H204ZM216 98V97H215ZM71 99H72V96H71ZM111 99V98H110ZM116 99H117V97H116ZM146 99V98H145ZM146 99V100H147ZM161 99V98H160ZM168 99V98H167ZM172 99V98H171ZM171 99H168L169 101L171 100ZM173 99H174V97H173ZM172 99V100H173ZM176 99V98H175ZM174 99V100H175ZM180 99L181 98H178V100H179V102H184V101H180ZM204 99V100H205ZM213 99V98H212ZM212 99H211V103L214 101L215 103H216V107H217V101H215V99H213V101H212ZM221 99V98H220ZM78 100H79V98H78ZM81 100H83V105H85L84 103L86 102V99H80L78 102H81ZM100 100H102V99H100ZM99 100V101H100ZM150 100H151V98L149 99V101L148 102H150ZM154 100V103L152 104L153 106H154V104H155V101H156V98L155 99H153ZM153 100H151V101H153ZM166 100V99H165ZM170 101L171 102V105L173 104V102L175 103V101ZM218 100V99H217ZM233 100H235V99H233ZM60 101H58V102H60ZM77 101V100H76ZM76 101H72L73 102V104L72 105H74L75 103H76ZM118 101V100H117ZM119 101H120V103H121V97H120V99H119ZM123 101H125L124 99H123ZM122 101V102H123ZM128 101V100H127ZM169 101H167V102H169ZM187 101H192L191 100V98L189 97V99H187ZM257 101V102H258ZM47 102H49V101H47ZM100 102H103V100L102 101H100ZM113 102V101H112ZM131 102V101H130ZM148 102H147V104H148ZM178 101H176V103H177ZM186 102V101H185ZM193 102V101H192ZM253 102V101H252ZM256 102V103H257ZM87 103L89 104H91V103H95V101L94 102H92V101H87ZM86 103V106L88 105ZM120 103H119V106H120ZM129 103V102H128ZM128 103H125L124 102V105H125V107H127V105H129ZM164 103V102H163ZM187 103V102H186ZM189 103V102H188ZM188 103H187V105H188ZM221 103V102H220ZM49 104V103H48ZM63 104V103H62ZM77 104V108L78 107H81V112L79 113L80 115L82 114V113H84V116L85 117H87L85 114H86V111H87V107H86V111H84V112H82V106L81 105H79L78 103H76ZM76 104L74 105L75 107H76ZM82 104V103H81ZM96 104V103H95ZM127 104V105H126ZM131 104V103H130ZM132 104H133V101H132ZM151 104V103H150ZM165 104H166V101H165ZM178 104V103H177ZM183 105H184V103H182ZM181 104V105H182ZM197 105L198 103H197V101L195 102L194 101V103H193V107H194V105ZM222 104V103H221ZM258 104H260V103H258ZM262 104V108H261V111H262V109L264 108V102L263 103H261ZM260 104V105H261ZM101 105V104H100ZM103 105H104V103H103ZM113 105L115 106V104H114V102H113ZM112 105V106H113ZM118 105V104H117ZM123 105V104H122ZM124 105H123V107H124ZM137 105H138V103H137ZM152 105H150L149 107H150V110L152 109V111H151V113L153 114V106ZM170 105V106H171ZM182 105V106H183ZM187 105H185L184 107H186ZM200 105V104H199ZM198 105V106H199ZM205 105V104H204ZM212 105V104H211ZM220 104L218 103V108H226V104H225V102H224V105L225 106H219ZM252 105V104H251ZM69 106H70V104H69ZM73 106V108L71 107V109H70V107L68 108V109H70V110H74V107ZM91 106V105H90ZM111 106V108H113ZM119 106H117V109L119 108ZM178 106H180V103H179V105ZM177 106V107H178ZM197 106V107H198ZM100 107V106H99ZM97 108V109H99V111H100V108H101V111L103 110L102 109V107H100V108ZM125 107H124V109H125ZM131 107H134L133 105H131ZM187 107H189V108H191L190 106H187ZM193 107H192V110H193ZM236 107V106H235ZM67 108H65V110L67 109ZM84 108H85V106H84ZM108 108V107H107ZM114 108H116V106L114 107ZM128 108V107H127ZM145 108V107H144ZM155 108V107H154ZM158 108H159V106H158ZM167 108V107H166ZM165 108V109H166ZM204 108V107H203ZM202 108V109H203ZM228 108V107H227ZM226 108V109H227ZM232 108V107H231ZM231 108H228L227 110L225 109V111H226V113L228 112V110H229V114L231 113V115L233 116V115H235L236 113H238L239 114V112H240V116H242V117H240V118H238V120L239 119H241V121H242V119H243V124L242 125H244V121L245 120H247L248 118H249V115L251 114V116L252 117H254V114H255V111H254V109H253V112H254V114H252L251 112L252 111H250V112H244V114L242 113L243 111H242V109L241 110H239L240 108H237L238 110H234V114H233V112H232V110H230ZM248 108V107H247ZM49 109V108H48ZM76 109V108H75ZM120 109V111H122L123 109H122V107H120L119 108ZM162 109H164V108H162ZM164 109V110H165ZM187 108H185V110H186ZM200 109H201V105H200ZM223 109V110H224ZM243 109H244V107H243ZM83 110H85V109H83ZM93 110L95 111L96 110V108L95 107H93ZM105 110H106V107H105ZM108 110H110V111H108ZM108 110H106L107 111V114H106V112L104 113V111H103V113H104V116H105V114L107 115V116H105V117H109V115H110V117H109V119H113L112 118V115H111V111H112V109H108ZM114 110V109H113ZM116 110V109H115ZM114 110V111H115ZM134 110H135V108H134ZM196 110V109H195ZM246 110V109H245ZM244 110V111H245ZM50 111V110H49ZM53 111V110H52ZM69 110H67V112H68ZM93 111V112H94ZM114 111H112V113H113V116L115 115L114 114ZM120 111H118V112H120ZM125 111H126V109H125ZM125 111L123 112V114H125ZM129 111H130V109L128 110V113H129ZM137 111V109L135 110V112ZM147 111V110H146ZM145 111V112H146ZM159 111V110H158ZM158 111H156L157 113H158ZM187 111V110H186ZM205 111H207V109H205ZM48 112V111H47ZM70 112L71 111H69V115H70ZM76 112H77V109H76ZM97 112V111H96ZM109 112V113H108ZM117 112V110H116V113H118ZM127 112V111H126ZM135 112H133V113H135ZM138 112V111H137ZM136 112V114H134L135 115V117L137 116V113ZM143 111H141L140 112V110H139V113H142ZM148 112H149V110H148ZM171 112V111H170ZM174 112V111H173ZM191 112V109L189 110V113ZM194 112V111H193ZM200 112H202V111H200ZM199 111H196V114L198 115L199 114V116H200V113ZM220 112H221V110H220ZM259 112V111H258ZM263 112V111H262ZM49 113V112H48ZM52 113V112H51ZM74 113V112H73ZM100 113V112H99ZM102 113V114H103ZM131 113V112H130ZM155 113V112H154ZM156 113V114H157ZM161 113H164V112H161ZM203 113H205V112H203ZM207 113H208V115H209V111H207ZM221 113H223V112H221ZM242 113V114H241ZM246 113H250V114H246ZM72 114V113H71ZM78 114V115H79ZM93 114H95V113H93ZM122 114V113H121ZM152 114H150V116L151 117H153V115ZM166 114V113H165ZM170 114V113H169ZM174 114H176V113H174ZM206 114V113H205ZM225 114V113H224ZM247 115V116H244V115ZM260 114V113H259ZM264 114V113H263ZM62 115V116H63ZM77 115V114H76ZM96 115V114H95ZM131 114H129V116H130ZM155 115V114H154ZM158 115V117H159V114H157ZM208 115L206 114V116H207V120H211V116L213 117V118H215V116H213V114L210 116V119H208ZM56 116L58 117V115L56 114ZM62 116H60L61 117V119H62ZM82 116L83 115H81V118H82ZM94 116V115H93ZM132 116L133 115H131V117H130V119H132L133 120V118H132ZM227 116H229V115H227ZM257 116H259V115H257L256 114V116L255 117H257ZM64 117H65V115H64ZM63 117V119H66V118H64ZM71 117V116H70ZM116 117V116H115ZM155 117H156V115H155ZM155 117H153V119L155 118ZM169 117H171L170 118V121H171V119H172V116H171V114L169 115V116H167V118H169ZM205 116H203V115H201V119L203 118V119H205L204 120V123L206 122V124L205 125H207V120H206V117L204 118ZM244 117V118H243ZM248 117V118H247ZM59 118V117H58ZM73 118H75L74 116H73V114H72V119ZM88 118H89V116H88ZM88 118H87V120H88ZM95 118V117H94ZM99 118V117H98ZM129 118V117H128ZM139 118H140V121H141V117H140V114H139ZM139 118L136 120L135 118V121H138L137 122V125H138V127H139V124L138 123H140V121H139ZM161 118H162V116H161ZM213 118H212V123H211V127L214 129V127H217L216 125H215V123H214V127L212 126V124H213ZM221 118H223L222 116H221ZM225 118H227V117H225ZM237 118V117H236ZM236 118H235V120H236ZM60 119V120H61ZM89 119H91V118H89ZM104 119V121L106 120V118H103ZM120 119H121V117H120ZM130 119L129 120H127V121H130ZM157 119V118H156ZM155 119V120H156ZM166 119V118H165ZM175 119V118H174ZM183 119V118H182ZM193 119H196V115L194 114V117H193ZM216 119V118H215ZM217 119H219V118H217ZM216 119V120H217ZM257 119V118H256ZM56 119H55V113H54V117H53V120H52V122L53 121H55ZM66 120H68V119H66ZM66 120H64V121H62L61 120V122H62V124H63V122H65ZM77 120V119H76ZM84 120H86L85 118H84ZM117 122V125H118V120H117V117H116V119H115ZM114 120V121H115ZM149 120L150 119H148V122H149ZM158 120V125H159V122L161 121V126H162V123L164 124L167 120H165L164 122L162 121V120H164V117H163V119L162 120H160V117L157 119ZM199 119H197V122L199 123H203V122H201V120L200 121H198ZM221 120V119H220ZM237 120V121H238ZM248 120H250L251 121V119H248ZM69 121V120H68ZM89 121V120H88ZM87 121V122H88ZM95 121V120H94ZM96 121H98L97 119H96ZM99 121H100V119H99ZM107 121H108V119H107ZM122 122H123V120H121ZM169 121V122H170ZM173 121V120H172ZM172 121L170 122V123H172ZM203 121V120H202ZM219 121V120H218ZM221 121H223L224 122V120H221ZM258 121V120H257ZM56 122V121H55ZM72 122V124H73V120L71 121ZM75 122L77 123L78 121H74V124H75ZM82 122H83V120H82ZM90 122H93V121H90ZM102 122V121H101ZM100 122V123H101ZM109 122H110V120H109ZM150 122L152 123V121L150 120ZM150 122H149V124H150ZM168 122V121H167ZM168 122V123H169ZM174 122V121H173ZM176 122H178V121H176ZM180 122V121H179ZM184 122V121H183ZM211 122V121H210ZM236 121H234V123H235ZM79 123V122H78ZM84 123V122H83ZM115 123V122H114ZM127 123V122H126ZM145 122H143V124H144ZM167 123V124H168ZM226 123V122H225ZM231 123H233V122H231ZM234 123L232 124V127H233V125H234ZM237 123V122H236ZM235 123V124H236ZM255 123H256V121H255ZM254 123V120L252 119V122H246L245 123V125L247 124V126L249 127V128H247V126H245V127H243V128H241L242 129V131H241V129H240V127H242V126H240L241 125V123H240V121H239V123H237V124H239V125H236L237 126V128H239L240 130H239V133L240 132H245L246 133V135L249 133V135H247V138H248V136H249V138H251V127L250 126H253L252 124H255ZM259 123H261V122H259ZM98 124V123H97ZM104 124V123H103ZM120 124H121V122H120ZM135 123L133 122V125H134ZM149 124H147L146 123V125L144 126V128L147 126V128H148V125ZM193 124H194V122H193ZM258 124V123H257ZM47 125H48V127H47ZM64 125V124H63ZM66 125H67V121H66ZM89 125V124H88ZM108 125L110 126V123H108ZM111 125L113 126L114 124H112V121H111ZM124 125V124H123ZM122 125V126H123ZM133 125L131 126L132 128H130L129 126L127 127V128H129V130H127V133L128 134H130V132H132L131 130H133L134 131V128H135V131L137 130V131H141V129H140V127L138 128L136 125H134V127H133ZM180 125V124H179ZM192 125V124H191ZM205 125H203V126H201V128H199V130H198V128H197V130H198V133L200 134V133H202L203 134V132H209L207 129H206V127H205ZM221 125V124H220ZM224 125V124H223ZM263 124L261 123L260 124V126L258 127L259 129L261 128V126H262ZM65 126V125H64ZM112 126H110V127H112ZM126 126V125H125ZM142 126V127H143ZM228 126L230 127L231 125H229L228 124ZM258 126V125H257ZM68 127H70V129H71V123H70V126H68ZM72 127H74V125L72 126ZM110 127H107L108 128V134H109V129H110ZM193 127H194V125H193ZM223 127V129H224V126H222ZM75 128L77 129H79V127H78V124H76L75 125ZM96 126H95V130H96ZM103 128H104V126H103ZM114 128L116 129V125H114ZM137 128V129H136ZM143 128V129H144ZM154 130H156V132H157V135L159 134V132H161V131H159V130H157L156 129V127L154 126ZM173 128V127H172ZM171 127H170V131H171V129H172ZM208 128H209V126H208ZM220 128V127H219ZM234 128V127H233ZM256 128V127H255ZM257 128V129H258ZM58 129H60V131L58 130ZM74 129V128H73ZM75 129V130H76ZM82 129H83V127H82ZM120 129H121V126H120ZM122 129L124 130V126L122 127ZM140 129V130H139ZM149 129V128H148ZM151 129V128H150ZM149 129V131H150V133H151V130ZM159 129H161V128H159ZM167 129V128H166ZM175 129H176V123H175ZM182 129V128H181ZM191 129H192V127H191ZM210 129V128H209ZM213 129H212V131H213ZM216 129V128H215ZM222 129V128H221ZM220 129V130H221ZM225 129L226 130H228V128H226V124H225ZM224 129V130H225ZM248 129V130H247ZM253 129V128H252ZM257 129H256V131L254 130V135H253V137H257V136H259L256 132H257ZM258 129V130H259ZM72 130V129H71ZM70 130V131H71ZM104 130H107L106 128L104 129ZM125 130H126V127H125ZM125 130H124V133H125ZM145 131H146V129H144ZM144 130H143V134L145 135L146 133L144 132ZM183 130V129H182ZM182 130H179V132L181 131L182 132ZM185 130V129H184ZM196 130V129H195ZM219 130V129H218ZM225 130V131H226ZM234 130V129H233ZM232 130V132H231V130H228L229 131V133L231 132V133H234V131ZM245 130V131H244ZM79 131H80V129H79ZM82 131V130H81ZM87 131V130H86ZM101 131H103L102 129H101ZM101 131H99V133L101 132ZM120 131V130H119ZM159 131V132H158ZM163 131L164 130H162V134H163ZM176 131H177V129H176ZM176 131H175V133H176ZM228 131H226V134L223 132H220V131H218L217 133L215 132V130H214V132H211L210 133V135H211V137H214L215 139H216V135H218L217 136V138H218V140H216L217 142L216 143H220V145L222 144V142L224 141V135H221V134H219V133H222V134H225V135H227L228 133ZM247 131H249L248 133H247ZM63 132V135H61V133ZM75 132V131H74ZM73 132V133H74ZM83 132V131H82ZM97 132V131H96ZM106 132V131H105ZM106 132V133H107ZM172 132V131H171ZM181 132H180V134L178 133V131H177V134H179V135H181ZM235 134L237 135L238 133V129H235ZM104 133V132H103ZM111 133V132H110ZM117 133V132H116ZM165 133V132H164ZM174 133V130H173V132H172V134ZM213 133H214V135H213ZM262 133H264V132H262ZM262 133H259L260 135L262 134ZM81 135L82 133H79V132H77V134L76 135ZM105 134V133H104ZM118 134H120V133H117V136H118ZM121 134H122V131H121ZM126 134V133H125ZM162 134H161V138H165L166 140H167V138H168V143H167V141L164 139V141H166V146L168 147L169 146V144H170V146H169V148H170V150H172V145H171V138L169 139V137H168V135H166L165 134V137H162ZM216 134V135H215ZM235 134H233L234 136H235ZM61 135V136H60ZM65 135V136H64ZM75 135V134H74ZM75 135V138H77V136ZM85 135V134H84ZM107 135V134H106ZM110 135V134H109ZM109 135H107V137H110ZM160 135V134H159ZM159 135H158V138H160L159 137ZM174 135V134H173ZM184 135V134H183ZM187 135V134H186ZM198 135V134H197ZM205 135H208V133L207 134H205ZM228 135H230V134H228ZM227 135V136H228ZM233 135L230 137L231 139H229L228 140V138L229 137H227L226 136V138H227V140L226 141H224V143L223 144H225V142H227L226 144L228 145L229 143L231 144V146H234V148L236 149V147L238 148L237 149V151L236 150H234L233 151V147H232V149L231 148H229V149H227L226 148V154H227V156H228V153H227V151L229 152V154L231 155V157H232V155H233V157L235 156V158L237 159L238 158V163L240 162V160H239V155L238 154H240V153H245L243 150H239V148L240 147H238L240 144H236V142H238V139H240L239 137H238V135H237V138L236 139H234V137H233ZM242 135V134H241ZM62 136H63V139H61L62 138ZM87 136V135H86ZM94 136V135H93ZM96 136H98V134L96 135ZM101 136H103L104 138H105V136L102 134ZM115 136V135H114ZM123 136V135H122ZM122 136H121V138H122ZM146 136V135H145ZM182 136V135H181ZM198 136H200V135H198ZM240 136V135H239ZM262 136V135H261ZM261 136H259V137H261ZM264 136V135H263ZM69 137H71L70 139H68ZM105 138V141H107L106 142V144L105 145H107V146H110L111 145V142L109 141V140H107L108 138ZM119 137V136H118ZM128 137H129V135H128ZM148 137H150V136H148ZM154 137V136H153ZM152 137V138H153ZM167 137V138H166ZM188 137V136H187ZM208 137H209V139H210V136L208 135ZM66 138V139H65ZM79 138V137H78ZM89 138H91V137H89ZM88 138V139H89ZM115 138V137H114ZM182 138H183V136H182ZM185 138V137H184ZM220 138V139H219ZM249 138H248V142H249ZM80 139H81V137H80ZM82 139H84L83 137H82ZM88 139H86V140H88ZM92 139V138H91ZM110 139V138H109ZM118 139V138H117ZM123 139L127 142V140L125 139V136H123ZM131 139V138H130ZM133 139V138H132ZM186 139V138H185ZM184 139V140H185ZM188 139H189V137H188ZM222 139V141L220 142V140ZM245 139H246V137H245ZM244 138H243V141L240 139L239 140V142L241 141V144H242V142H244L245 143V140ZM66 140V141H65ZM111 140V139H110ZM116 140V139H115ZM124 140H122L121 142H125ZM134 140L135 141H137L136 142V144H134L135 142H133V143H131L130 144V146L132 145V144H134L136 147L138 146V148H135L134 147V145H132L133 146V148L132 149H136V151L138 152V150L139 151H143V149L146 147L145 145H146V143L144 142V140L142 139V138H140V137H134ZM151 140H152V142H151ZM177 140V139H176ZM190 140V139H189ZM247 140V139H246ZM262 140V142L261 143H263V141H264V137H263V139H261ZM68 141V142H67ZM84 141V140H83ZM104 141V140H103ZM117 141H120L119 139L117 140ZM150 142H149V147L153 144V142H154V140L153 139H150L149 140ZM161 141V140H160ZM159 141V142H160ZM163 141V140H162ZM178 141V140H177ZM186 141V140H185ZM234 141V142H233ZM257 140H256V138L252 141V144H254L253 145V149H254V147H256L257 148V146H259V142H256ZM77 142H78V140H77ZM80 142H81V140H80ZM159 142H157V145H159ZM189 142V141H188ZM188 142H186V144L184 143V147L186 148L187 146L188 147H190V149L189 150H193L195 147L194 146H190L191 145V142L192 141H190V143L188 144ZM201 142H204V141H201ZM209 141H207V143H208ZM232 142H233V144H232ZM251 142V141H250ZM257 144V146H256V144ZM69 143V144H68ZM94 143V142H93ZM119 143V142H118ZM117 143V144H118ZM128 143H129V139H128ZM128 143H125V144H123V146H125V145H128ZM76 144V143H75ZM78 144V143H77ZM173 144V143H172ZM180 144V143H179ZM199 144V143H198ZM212 146L213 144H212V141H211V143L209 142L208 143V145H206L205 146V148H206V151H207V149H209V147H210V151H213L215 148L213 147L212 148V150H211V146ZM229 144V145H230ZM74 145V144H73ZM85 145V144H84ZM99 145V146H98ZM142 146L143 147V149L142 148H140V146ZM156 145V146H157ZM186 145V146H185ZM193 145H195V144H193ZM197 145V144H196ZM201 145V144H200ZM228 145V146H229ZM235 145H237L236 147H235ZM262 145V144H261ZM75 146H77V145H75ZM106 146V147H107ZM153 146V145H152ZM198 146V145H197ZM209 146V147H208ZM218 146L219 145H217V146H215V147H217L218 148ZM83 147V146H82ZM103 147V146H102ZM128 147V146H127ZM163 147V149H162V151H165L166 150V152L165 153H167V154H164V156H168L169 157V161H170V158H171V156H173L172 155V152L174 153V157H175V159H177L176 157H178V155L176 156L175 155V152H176V150H175V148L176 147H174L173 146V151H170V150H167L166 148H165V150H164V146H162ZM188 147L186 148V149H188ZM192 147V148H191ZM201 147H203V149H205L204 148V144L202 143V145H201ZM225 146L223 145V147L221 146V148L219 149V150H217L218 152L220 151L221 153L222 152H224V150H222V148H224ZM230 147V146H229ZM108 148H110V147H108ZM115 148V146L113 147V145H112V148H111V150L112 149H114ZM117 148V147H116ZM126 147H124V149H125ZM152 148V147H151ZM159 149V151L161 150V147H156V151H155V144H154V148H153V151L154 152H156L157 153V150ZM168 148V149H169ZM198 148H199V146H198ZM248 148H249V145H248ZM262 147L260 146V149H261ZM128 149H130V148H128ZM178 149L179 148H177V151H178ZM225 149V148H224ZM242 149V148H241ZM83 150H84V147H83ZM125 150H127V149H125ZM125 150H123V148L120 150V151H122L121 152V154L122 153H125ZM145 150V149H144ZM239 150V151H238ZM255 150V149H254ZM254 150H253V152H254ZM257 150V149H256ZM256 150H255V154H257L256 153ZM85 151V150H84ZM107 151H109V149H107ZM120 151H119V155H120ZM124 151V152H123ZM129 151L130 150H128V154L127 155H130L129 154ZM136 151H133V153H135ZM146 152H147V150H145ZM145 151H143L144 152V155H145V160L144 161H149L148 160V158L149 157H151L150 155H148V153H145ZM159 151H158V155H159V159H161V155L162 154H159ZM167 151H169V153L167 152ZM179 151H181L180 149H179ZM179 151H178V153H179ZM194 151V150H193ZM198 150H196V151H194V154H195V152H197ZM215 151H216V149H215ZM216 151V152H217ZM230 151H231V153H230ZM243 151V152H242ZM79 152V151H78ZM127 152V151H126ZM130 152H132V151H130ZM136 152V153H137ZM171 152V153H170ZM189 152V151H188ZM198 152H200V149H199V151ZM209 152V151H208ZM216 152H212V153H209L210 154V156H211V158H212V160H213V158H214V160H213V164H214V166H215V169L217 168V166H216V164H215V160L216 161H218L219 160V156H220V158H221V156H222V154L220 153H218V156H217V154H216ZM237 152V153H236ZM252 151H251V148H250V153H253ZM258 152V151H257ZM261 152V151H260ZM86 153H87V149H86ZM183 153H184V155H185V157H184V155H183ZM201 153H203V152H201ZM214 153H215V156L217 157V158H215V156H214ZM139 154L141 155V152H139ZM143 154V153H142ZM169 154V155H168ZM181 154L182 155H179L180 157H182V158H188V160L190 159V161H191V156L188 154V153H186L187 154V157H186V154H185V152H183V151H181ZM191 154V153H190ZM209 154H208V160L210 159L211 160V158L209 157ZM248 153H246V155H247ZM261 153H259L258 152V156L260 155ZM84 155V154H83ZM119 155H117V158L115 159L116 161L118 160V156ZM131 155H133V157L134 158H136L137 159V161L139 162L140 160H141V158H139V160H138V158L136 157V155L134 156V154H131ZM148 155V156H147ZM213 155V156H212ZM115 156V155H114ZM122 156H124V155H122ZM122 156H119L120 158L122 157ZM148 158H147V157ZM190 156V157H189ZM194 156V155H193ZM204 156V155H203ZM248 156H250V155H248ZM255 157H256V155H254ZM83 157V156H82ZM143 157V156H142ZM163 157V156H162ZM196 157V156H195ZM205 157V156H204ZM229 157V156H228ZM244 157V156H243ZM255 157H254V159H255ZM46 158V159H45ZM119 158V159H120ZM133 158V163H135V162H137V161H135V159ZM164 158V157H163ZM179 158V157H178ZM197 158H198V154H197ZM197 158H196V161H197ZM241 158V157H240ZM50 159V160H49ZM91 159V158H90ZM125 159H126V157H125ZM129 159V158H128ZM147 159V160H146ZM164 159H167V157H165ZM251 159V158H250ZM47 160H49L48 161V163H50V162H60V161H63L64 162V165H63V163H62V165L63 166H65V167H72V176H74V182L76 181L77 183H79V181L81 180V181H84V180H93V179H96V180H99V182L97 181L96 182V184H99V183H101L100 185H93V183L91 184V182H88V184H76V183H72L71 182V179H70V182L68 183V182H66V183H64V182H60V179L61 178H59V181H58V178H57V176H56V173L53 175V177H51V173H52V170H51V173L46 169V167H48V165H47ZM74 160H77V162H75ZM122 160H124L123 158L122 159H120V163L122 164L123 162H122ZM132 160V159H131ZM130 160V161H131ZM184 160V159H183ZM188 160H187V165H186V167L187 166H189L190 167V165L192 166V164L190 163V162H188ZM210 160H209V162H208V164L210 163V165L212 164L211 162H212V160H211V162H210ZM221 160V159H220ZM222 160H225V159H223V156H222ZM222 160L221 161H219L218 163H221L222 165H226V166H228V164H229V166H231L230 164V160L228 161V164L226 163V164H223L222 163ZM109 161V160H108ZM113 161H114V159H113ZM152 161V160H151ZM164 161V160H163ZM162 161V159H161V161L160 162H162L163 164H164V162ZM167 161V160H166ZM175 161V160H174ZM181 161V160H180ZM195 161V159H193L192 158V162H194ZM226 161H227V159H226ZM252 161H254V160H252ZM104 162V163H103ZM128 163H129V160L127 161ZM127 162H125V164L127 163ZM143 162V161H142ZM144 163V165H146L147 163ZM150 162V161H149ZM177 162H179V160L177 161ZM198 162H199V160H198ZM237 162V161H236ZM75 163H79L78 165L79 166H77V165H74ZM115 163V162H114ZM140 163V162H139ZM175 163H176V161H175ZM182 163V162H181ZM188 163H190V165L188 164ZM197 163V162H196ZM100 164H101V162H100ZM116 164H118L119 165V161H118V163H116ZM116 164H114L113 166H115ZM142 164V163H141ZM149 164V163H148ZM148 164L146 165V170H147V166H148ZM155 164H153V165H155ZM166 164V163H165ZM168 164V163H167ZM170 164H174V162H170ZM198 164L199 163H197L195 166H197V168H198ZM200 164H201V161H200ZM246 164V163H245ZM93 165V162H92V164H91V166ZM118 165H116L117 167H118ZM137 165V164H136ZM152 165V166H153ZM178 165H180L179 163H178ZM184 165H185V162H184ZM219 165V164H218ZM247 165H248V163H247ZM52 166H53V164H52ZM84 166H86V164L84 165ZM87 166H89V162H87ZM96 166H97V162H96ZM107 166V165H106ZM126 166H127V164H126ZM162 166V165H161ZM169 164H168V167L166 166V165H164L162 168H164V170H165V172L166 173H164V172H162V171H160V173L159 174H161V172L162 173H164L165 175L166 174H168V172H167V170L166 169H168L169 170ZM173 166V165H172ZM172 166H170V169H171V167ZM175 166V165H174ZM200 166H202V165H200ZM199 166V167H200ZM204 166V165H203ZM211 166H213V165H211ZM214 166H213V169H214ZM226 166L224 167V171L226 170ZM229 166H228V169H229ZM45 167V168H44ZM50 167H51V165H50ZM50 167H48V169H50ZM61 167V166H60ZM64 167V168H65ZM74 167V168H73ZM78 168V169H75V168ZM122 167L124 168V166L122 165ZM138 167V171H139V168H140V164L137 166ZM136 167V168H137ZM144 167V168H143ZM150 167H151V165H150ZM150 167H149V169H150ZM160 167V168H159ZM166 167V168H165ZM185 167V168H186ZM206 167V166H205ZM219 167V166H218ZM54 167H51V169H53ZM118 168H121V166H119ZM141 168H143V171H142V169ZM141 168H140V173H141V175H144L145 176V174H146V170H145V166H141ZM178 168H179V170H181L180 169V166H178L177 167V165H176V168H175V170H174V172L176 171V169L178 170ZM207 168V167H206ZM232 168V167H231ZM89 169H90V167H89ZM105 169V168H104ZM115 169V168H114ZM126 169V168H125ZM149 169H148V171H149ZM156 169H158V170H156ZM172 169H174V168H172ZM183 169H184V167H183ZM208 169V168H207ZM226 170V172H227V174H229V179H230V177L232 178V179H234V176H233V173H232V175H231V172H230V170ZM250 169L252 170L253 168H251L250 167ZM56 170V169H55ZM132 170V171H131ZM137 170V169H136ZM162 170V169H161ZM219 170H220V167H219ZM254 170V169H253ZM49 172V174H48V172ZM87 171V172H86ZM137 171V172H138ZM145 171V173H143ZM195 171V172H194ZM222 171V174H223V170H221ZM236 171V170H235ZM246 171V170H245ZM58 172H60V171H58ZM66 172H67V170H66ZM122 172V173H121ZM172 172V171H171ZM216 172H218V173H221V172H219L218 171V168L216 169ZM53 173H54V170H53ZM71 173V172H70ZM140 173H137V174H135L136 176L138 175V177H139V175H140ZM148 173V172H147ZM177 175H178V172L176 171L175 172ZM236 173V172H235ZM234 173V174H235ZM238 173V172H237ZM262 173V172H261ZM64 174H65V170H64ZM149 174H150V172H149ZM169 174H170V172H169ZM169 174H168V176L167 177H169ZM174 174V173H173ZM176 174L174 175L175 177H176ZM225 174V173H224ZM245 174H247L248 175V172L246 171V173ZM117 175V174H116ZM134 175V177H136ZM141 175H140V177H141ZM165 175H164V179L166 178L165 177ZM258 175V174H257ZM264 175V174H263ZM56 176V177H55ZM67 176V175H66ZM120 176H123L122 178L120 177ZM147 176V175H146ZM144 177V178H149L150 179V176L151 175H148V177ZM173 176V177H174ZM190 176V175H189ZM191 176V177H192ZM237 176H239V175H237L236 174V176H235V178L237 179L238 177ZM249 176V178L247 177V178H245L246 177V175H245V180L246 181H249L248 182V184H250L252 187H255V185L256 186H258V184H255L254 182H256V181H253L254 179H253V177H252V179L250 180V175H248ZM262 176V175H261ZM59 177H60V175H59ZM111 177V178H112ZM143 177V176H142ZM155 177H156V175H155ZM159 177V176H158ZM174 177V178H175ZM180 177V178H179ZM196 177V176H195ZM200 177H201V179H200ZM218 177H220L219 175H218ZM222 177H224V175L222 176ZM241 177L243 178V176H240V179H241ZM51 178V179H50ZM64 178H65V176H64ZM177 178V177H176ZM243 178V179H244ZM264 178V176H262V179ZM141 179V178H140ZM151 179H150V182H151ZM152 179V180H153ZM169 179V178H168ZM196 178H194V180H195ZM225 179L227 180V182H230V180L228 179V177H225ZM224 179V180H225ZM204 180H205V183H204ZM221 180V179H220ZM223 180V178H222V183L224 182V184H225V181ZM229 180V181H228ZM235 180V179H234ZM232 180V182L233 183H228L227 184V182H226V184H227V193L229 194V192L230 191H233V192H235L234 190H236L234 187H238V193H239V188H240V184H241V188H245V187H243V185L244 186H246L245 184H244V180H242L241 179V181H242V183H243V185H242V183L240 182L239 183V185L237 186V184H238V182L235 180ZM37 181H38V183H39V185H37ZM95 181V180H94ZM114 181H115V179H114ZM134 181V182H133ZM155 181V180H154ZM166 181H167V179L165 180V183H166ZM171 181H170V179L168 180V182L169 183H171ZM189 183H191V184H189ZM196 181V180H195ZM251 181V182H250ZM108 184H107V183ZM212 182H214V181H212ZM41 183V184H40ZM85 183V182H84ZM152 183V182H151ZM235 183H236V186H235ZM252 183H254V184H252ZM257 183V182H256ZM263 183H264V179H263V181H262V185H263ZM199 184H197L198 186H199ZM200 184V185H201ZM229 184H233L234 186H233V188H232V190L230 189L231 187L230 186H228ZM193 185H195V186H197L196 185V182L193 184ZM122 186V187H121ZM163 186V187H162ZM111 187V188H110ZM207 187H208V190H207ZM229 188V189H228ZM260 188H263V187H260ZM222 190V189H221ZM229 191V192H228ZM245 191V190H244ZM244 191H243V189L241 190V192H240V194L242 193V194H244ZM257 191V190H256ZM261 191H262V193L264 194V189H261L260 190V193H261ZM204 192H205V194H204ZM225 193V192H224ZM249 193V192H248ZM232 194V196L233 197H235V195L237 194V192H235V195H234V193H231L230 192V194L229 195H231ZM255 194V193H254ZM257 194V198H258V200L261 198V200H262V197H260V194L258 195V193H256ZM208 195V196H207ZM243 196V195H242ZM244 196H247V197H244ZM243 197H241L240 198V196H239V198L240 199H243V200H246V201H248V195H247V193H245V195H244ZM262 196V195H261ZM224 197L226 198V200H227V196L226 195H224ZM223 197V198H224ZM264 197V196H263ZM244 198H247V199H244ZM255 198H256V195H255ZM220 199L222 200V201H220ZM238 199V198H237ZM237 199H235L234 198V201L236 200L237 201ZM264 199V198H263ZM232 200V199H231ZM235 201V202H236ZM241 201V200H240ZM246 201H243V204L245 203V205H249V202H248V204H246ZM262 201H264V200H262ZM259 202V201H258ZM264 203V202H263ZM223 204V203H222ZM221 204V205H222ZM237 204V203H236ZM241 204H242V202H241ZM241 204L240 203H238V207L240 208V206H241ZM259 204V203H258ZM232 205H233V203H232ZM250 205H251V203H250ZM249 205V206H250ZM234 206H236L237 207V205H235V203H234ZM255 205L253 204L252 205V208L254 207ZM236 207H235V211H236ZM238 207H237V211H238ZM243 207H245L244 205H243ZM256 207V206H255ZM221 208V209H220ZM234 208V207H233ZM242 208V207H241ZM247 208L248 207H246V211H247ZM252 208H250L251 210H252ZM229 209H230V207H229ZM229 209L226 211L227 213H228V211H229ZM232 209H230V213H232L233 211H231ZM250 210V211H251ZM236 211V212H237ZM243 211V210H242ZM225 212V214H227ZM256 213L255 215H257L258 214V211H257V209L254 211V208H253V213ZM229 213V214H230ZM234 213V212H233ZM232 213V214H233ZM238 213H239V211H238ZM247 213V212H246ZM252 213V212H251ZM231 214V215H232ZM236 214V213H235ZM242 214V213H241ZM245 214V213H244ZM251 215V214H250ZM250 215H249V217H250ZM259 215V214H258ZM252 216H253V214H252ZM262 216H263V214H262ZM249 217H247V215L245 214V218L242 216V218L241 219H243V221H244V219L246 220V219H249ZM262 218L261 217V215H259L258 216V219H260V218ZM252 218H254V216L252 217ZM224 219V218H223ZM240 219V220H241ZM262 222H263V220L262 219H260ZM222 221L226 224V227L225 228H227V232H228V230H230V231H232L233 232V234H228L227 236L225 235V237H226V241L227 240H232L233 242H227L226 243V241H225V243H226V257L228 258H225L224 257V255L225 254H223V252H222V247H223V240H222V232H221V228H222V226L224 225V223H222ZM232 221V222H231ZM237 221H239V220H237ZM260 221V222H261ZM246 222H247V220H246ZM249 222V221H248ZM257 223L258 224V222H259V220H258V222H257V220L255 221L254 220V223ZM262 222H261V225L260 226H262V228L260 227L259 228V225L257 226V225H255V227L256 228H259V229H261V231H264V227H263V225H262ZM264 223V222H263ZM246 224V223H245ZM244 224V225H245ZM250 224H251V222H250ZM260 224V223H259ZM235 225V224H234ZM240 225V224H239ZM238 226V225H237ZM250 226V225H249ZM236 227V226H235ZM234 227V228H235ZM251 227V226H250ZM242 228V227H241ZM244 228V227H243ZM254 228V227H253ZM252 228V229H253ZM256 228H255V230H256ZM239 229V228H238ZM247 229V228H246ZM251 229V228H250ZM249 230V229H248ZM250 231V230H249ZM223 232H224V230H223ZM240 232H242V230H240ZM255 232V231H254ZM238 233V235H236ZM246 233V232H245ZM248 233V232H247ZM250 234V233H249ZM261 234V233H260ZM240 235V236H239ZM260 236V238L262 237H264L263 236V232H262V236L261 235H259L258 234V236L257 237H259ZM258 240H260V239H258ZM263 240V239H262ZM263 242V241H262ZM224 243V244H225ZM224 249V248H223ZM225 250V249H224ZM259 250H262V252L261 251H259ZM225 258V259H224Z\"/></svg>",
	"mask_w": 264,
	"mask_h": 264
},
{
	"label": "rangeland",
	"instance_id": "obj_2",
	"mask_svg": "<svg viewBox=\"0 0 264 264\" xmlns=\"http://www.w3.org/2000/svg\"><path fill=\"white\" fill-rule=\"evenodd\" d=\"M28 1V0H27ZM44 1V0H43ZM52 1H55V2H52L55 6L54 7H56V5H58V9H57V11H56V8H55V11H54V7L52 6V3H51V0L49 1L50 3H49V7L50 8H48V1H47V3H45V4H47V5H45V6H47L46 7V9H45V7L43 6V4H42V9H41V2H42V0H36V6H38V4H40V6L39 7H36V9H39V10H43L44 12H43V16L42 17H40L41 15H42V11H41V13H39V10H37V11H35V9H34V13H37V15H36V17L38 18H40L38 21L36 20V22H38V24L39 25H37V26H43L42 27V31H43V33H42V36H44V34H46V36H44V39L46 38V41H47V38L49 37V33L51 32V31H53V32H51V34H50V36H52V34H54L53 36L55 37V39H56V41H54L55 39L53 38V36H52V39H51V37H50V42H48V47L47 46H44V42H43V44L41 43V45H43V46H41V47H43L42 49H43V51L44 52H47V49H49V51H48V53H50V51H53V52H51L50 53V55L48 54L47 55V53H46V55L47 56H50V58H49V60L51 61L52 59H53V61H54V58H53V55H61V59H60V55H59V57H58V59L57 60H55V62H53V64H52V62H49V60L47 59L46 61H44V75H45V78H46V85L48 86V88H47V91H46V93H48L46 96H50V98L48 97V99H52V97H58V99L57 98H54L56 101L58 100V101H60L59 100V97H60V99L62 98V95L64 94L65 96H63L64 98L65 97H68L69 96V98H70V101L72 100L73 102L74 101H76V103H80L79 105H81L82 106V112H84V111H86V107H87V111H86V116L87 117H85L84 116V113H82L81 115H83L82 116V118H81V115L79 114L80 112H81V107H78L77 108V104H76V107L74 106V105H72L73 104V102L71 101L69 104H70V106H69V104H68V102H69V100H65L66 101V104H67V106L65 107L64 106V109H62V111H63V113H65L64 115H65V117H64V115L62 116V115H60L61 113V108L60 107H56V105H55V108L54 109H52L53 107H50V104H51V101L50 100H46V102H45V108H46V110L49 112H47L46 111V115L47 114H49V116H50V114H51V117H49L50 119H52L53 120V117H54V113H55V121H53L52 122V120H51V123H50V120L48 119H46V123L48 124V125H50V124H52V126L51 127H53L54 125H55V127H56V125H57V123H58V126H57V128L58 127H60V129L62 128V127H64V128H62V130L61 131H63V129L65 130V132H64V134H66V132L68 133L67 134V136L66 137H68V135L70 134V136L72 137V135H73V139H71V141L70 142H72V140L74 141V143L72 142L71 144H72V146H71V148L73 147V148H75L76 149V147H77V149H76V151H77V153H78V156H77V160H79L80 162H82V160H83V162H82V167L83 168H81V167H79V169H81V171H84L85 172V170H86V168H87V171H90L91 170V168H95V169H98L99 168V166H98V164L100 165V168L101 169H99V170H101V171H104V172H107L108 174L109 173H111L112 171H111V167H110V169L108 170V171H106L107 169H106V167L107 168H109V165L108 164H111V163H113V165L114 164H116V163H118V161H119V165L118 164H116V165H118V167L119 166H121V168H118L116 165L115 166H113L112 164V168H113V170L115 171V170H117L118 169V172L116 173V174H114L115 172L113 171L112 173L115 175V176H119L120 174H119V170H121L122 172H124V171H126L127 170V168L128 167H130V165H131V167H132V169L134 168V172H132V175H130V173L127 175V173H122V175L123 176H125V177H123V176H120L121 178L123 177V181H121V179L118 177V179H117V177H112L113 176V174L112 175H110L111 177H109V179H108V183H110V184H108L107 182V184L108 185H111V187L112 186H114V187H112V192H113V189H117L118 187H120L119 186V184L121 185L122 184V186H125V184H128V182H132L131 180L130 181H128L129 180V175H130V177H131V179H135V183H137V180H138V182H140V183H142V182H145V183H147V184H149V185H152V186H161V184H159L158 185V183H155V182H157L156 181V179H153V178H157V179H159L160 178V176H162L163 175V178H161V179H159L160 181L162 180L163 181V184L162 185H164L165 184V186H167L168 184L170 185H174V183L175 182H177V181H175L176 179L178 180V176L180 175L179 173H181V172H184L185 173V177H186V172H187V170H188V168H189V170L191 169V167H193V165H194V163H195V165L197 164V163H199L198 164V168H197V166H195L194 165V170L196 171H194L195 172V174L197 173V169H201V167L202 168H204V170L206 169V171L208 170H210V173L208 174V176H207V173H206V175H204L203 173H204V171H201L200 173H198L197 175H195L194 177L192 176L193 175V172H192V169L190 170L191 172H192V175H191V172L189 173V170H188V172L187 173H189L188 175H187V180H190V178H192L193 179V182H192V180H190V182L192 183V186H194V187H203V185L201 184V183H203V180L201 179V175H203L204 177L203 178H205L206 176H207V178H205L206 179V183H208V184H204V185H210L211 184V186H208L209 187V191H208V195H210L209 193H211L212 192V190L210 191V189H211V187H212V189H213V185H217V187L219 186L220 187V185H221V187L218 189L219 190V192L221 191V193H219L218 192V190H217V187H215L216 189H213V190H215L216 192H218L219 193V195H218V199H219V197H220V194L222 195V192H223V196H222V200H223V202H221L220 203V206L219 207H221L222 209H223V205H224V203H225V205H224V207L228 204V203H230V205L229 206H226V208H224L223 210H225L226 209V211L229 209V207H230V209H232L231 211H233L232 213H230V209H229V211H228V213L226 212V211H222V220L225 222L226 221V218H228V221L229 220H234V222H236V223H232V226H233V229H235V233L236 232H238L240 235L241 234H248V235H253L254 234V237L252 236V239H253V241L255 242L256 240L258 241V243L261 241V244H263L262 246H260V249H262V248H264V237L262 238H260V236L259 237H257L258 236V234L259 235H261L262 236V232H263V236H264V231H261V229H259L260 227L262 228V226H260L261 225V220L260 219H262L263 220V222H264V201H262V200H264L263 198V196H264V194L262 193V191H261V193H260V190L261 189H264V183H263V185H262V181H263V179H262V176H264L263 174H264V141H263V143H261L262 142V140L261 139H263V135H264V133H262V132H264V108L262 109V111H261V108H262V104L261 103H263L264 102V96H263V100H262V102L260 101H256V98L254 99L252 96H254V94L256 93V92H258V90L257 91H255V93L253 94V95H251L254 91L252 90V88L251 89H247L246 88V90H249L248 92H250L251 93V90H252V93L250 94L249 93V95L245 92L244 93V91H245V89H244V86H243V84H241V86L243 87V89H244V91H243V89H242V87L240 88L239 87V84H238V79H236L237 78V73L240 71L241 72V77H242V75H244V76H249L250 77V75L252 74V80H253V82H251L250 84V86H252V85H254L253 83H254V79H253V77H254V75H256L255 76V79H256V85H257V87H259L260 88V86H259V84H261V82H262V76H263V73H264V71H262L263 73H261V71H260V75L262 74V76H261V80H258L259 79V77H258V69H257V67L258 68H260V70H261V63H259L258 64V60H256V56H257V53H261V52H263L264 50H263V46L260 48V49H262V51H260V50H258V48H257V50H256V54L255 53H252L253 52V50H250L248 47L246 48V50L248 49V50H250V51H246L247 53L248 52H251L252 53V55H254L255 56V59L253 60V58L251 59V54H248V55H251V56H247L246 54H245V56H247V58H246V60H245V62H246V65L248 66L249 65V59H250V68H252L253 70L252 71H254V67H255V74L253 75V72L251 71V69L249 70V68H247V66L245 65V62H244V59H245V56H243L242 55V57L244 58L243 60L240 58V56H241V54L239 55V53H246V52H244V45L246 44V43H248L249 45L251 44L250 42V39L252 38V36H249V37H251L250 39H249V37H247V33L249 34V35H253V39H254V41H253V39H252V46L253 47H255V45H256V47H259V46H261L262 45V41L264 40V30L262 29V27H261V23H262V20L264 21V18L263 19H261V16L260 15H262V13H263V15H264V7H263V5H264V0H260L261 1V4L263 3V5L261 6L259 3H260V1L259 0H255V2H256V4H259L258 6H255V8H254V4H255V2H254V0H253V2H254V4L252 3V1H250V3L249 2H247L246 4H243V2L245 1V0H240V3H241V5L238 7V6H236L235 8H233V4L231 3V0H192L193 1V3L191 4V6H189L190 5V3L189 2H192L191 0L190 1H186V0H177V2H179V3H182V5H183V7H182V5L180 4V5H178L179 6V8L177 7V5L175 6V4H176V2H175V4H174V6H172L173 5V2H171L172 0H170V1H168V0H161V2H160V0H157V2H156V0H101V2H100V0H98L97 1V3H102V4H100L101 6H99V8H104V9H102V11L104 10V12H101L102 13V15L104 14L105 16L107 15V14H105V11H107V9L105 8V7H108L109 9H108V12H110L109 10H111V13H110V16L112 17L111 19L109 18V21L107 20V18H106V21L105 22H108V23H106V25L105 24H102L103 22H104V19H105V17L104 18H102V17H100V15L99 16H96V15H98L99 14V10H98V8H95L96 10H98V11H96V10H94V9H92V8H94V7H92L91 5H92V2H91V4H87V3H90V1L91 0H88L89 2H87L85 5H84V3L86 2V0H85V2H83V0H78V1H80L79 3H76V6L74 5V6H72L71 7V5H70V7H69V5L67 6L66 5V1L70 4V1H68V0H63L64 1V3H63V1L62 0H52ZM74 0H71V2L74 4V2H76V1H74ZM127 1V2H126ZM155 1V2H154ZM161 3V4H159V2ZM162 1H164L163 2V4H162ZM185 1L187 2V7H188V11H187V7H186V3H185ZM16 2V1H15ZM29 3H33L32 5H28V9L30 8V11L32 12V9L33 8H35V4H34V1H32V0H30V1H28ZM45 2H46V0H45ZM95 2H96V0H95ZM132 2H133V4H132ZM135 2H136V4H135ZM147 2H149L148 4H147ZM83 5H82V4ZM128 3V4H127ZM154 3H155V5H154ZM239 3V4H240ZM245 3V2H244ZM248 3L249 4H251L250 6V8H251V10L249 9V6H248ZM51 4V5H50ZM95 3H93V5H94ZM123 4V5H122ZM129 4H131V5H129ZM141 4H146V5H141ZM157 4H158V6H157ZM34 5V6H33ZM60 5H61V7H60ZM82 5V10H81V8H80V6ZM88 5H90L91 6V9H90V6H88ZM105 5H107V6H105ZM110 7H109V6ZM129 5V6H128ZM152 7H151V6ZM161 5H162V8H161ZM192 5H193V9H195L196 10V16L197 17H195L194 18V16H195V13H193V9L191 10V7H192ZM242 5H244V6H242ZM248 7H247V6ZM32 6V7H31ZM65 6H66V8H65ZM84 6V7H83ZM98 5H96V7H97ZM118 6V7H117ZM138 6V8H135V7H137ZM142 6H143V8H142ZM164 6H165V8H166V6H167V8L168 9H170L171 11H168V12H166V10H165V12L164 11H162V13H158L159 11L161 12V9H163L164 8ZM181 6V7H180ZM218 6V7H217ZM245 6H246V8H245ZM44 7V8H43ZM76 7V8H75ZM131 7V8H130ZM147 7V8H146ZM158 7H160L159 8V10H158V12L156 11V14H157V19H158V21H159V17H160V19L163 17V13H164V17L166 18V19H168L166 16L167 15H169L170 13L171 14H173V16H172V21H171V23H170V20H171V17L169 16V18H170V20H169V23L170 24H168V21L166 22V19L163 17L161 20H163V22L165 21V27H164V25L162 24V22H161V24H160V22L158 23V21L156 22V19L154 18L155 16H153V14L155 15V13L154 12H152V14H151V10L153 9L154 11H155V9H158ZM172 7V8H171ZM238 7V8H237ZM240 7H243V8H241V10H240ZM258 7V9H257V11H256V8ZM259 7H260V10H259ZM60 8V9H59ZM71 8H72V10H71ZM80 8V12L82 11V15L84 14V12L86 11V9L87 8H89L90 10H91V14L93 13L92 11L94 10V11H96V12H94V13H96V18H95V16L93 17H91V14H89L88 16L87 15H83V16H81V15H79V13L80 12H78V10L77 9H79ZM85 8V9H84ZM144 8H145V11L147 10L148 11V14L149 15H145L144 16V19L142 20V18H143V14H145V12H144ZM222 8V9H221ZM254 8V9H253ZM263 8V9H262ZM27 9V10H28ZM51 9H53V10H51ZM67 9V11L66 12H61L62 10H66ZM74 9H76V10H74ZM130 9V10H129ZM135 9V10H134ZM167 9V10H168ZM180 9V11H179V14L181 13V11H182V14L183 15H185V21H186V18H187V15L189 14H191L193 17H190L189 18V15H188V18L191 20V23H190V20H188L189 21V23H188V21H187V23L188 24H190L192 27H190V25L188 26V25H185V22H184V24L182 23V21H184V19L181 21V28H182V26H183V28L185 29L186 28V26L187 27H190V33L193 35V32L196 34L197 32H198V34H194L195 35V40H193V38L191 37V35H190V33L188 32L187 33V36L186 37H188V35L191 37L190 39L189 38H186L184 35H186V32L185 31H188L189 30V28H188V30L186 29L183 33L184 34H182L183 35V38H182V41H181V39H179V37H180V28L178 29V25H180L179 24V21L181 20L180 19V15H182V14H180L179 16H177V18L179 19V20H176L175 19V17H176V14L178 13L177 11ZM240 10V12L243 10V18H244V21H246V20H248L246 23H248V26H246L247 24L245 23V22H243L242 20H243V18H241L240 16H239V13L237 14V12H236V10ZM45 10H46V13H45ZM52 11V13L51 14H53V11L54 12H56L55 14L56 15H58L57 14V12L60 10V13L62 14H60V15H58L57 17L56 16H53V15H51L52 17H54L53 18V22L52 21H50L51 19H52V17L50 16V12ZM74 10V11H73ZM85 10V11H84ZM90 10L88 11V12H90ZM101 10V9H100ZM133 10V11H132ZM149 10H150V13H149ZM152 10V11H153ZM184 10V11H183ZM238 10V11H239ZM246 10H250V13L248 12V11H246ZM252 10H254L255 11V13H254V11H253V13H252ZM49 12V15L47 16V15H45V14H48V12ZM84 11V12H83ZM137 11V12H136ZM142 11H143V13H142ZM229 11H230V13H229ZM27 12L28 11H26V12H24V13H22V12H20V14H19V17L21 18V17H23V18H25L27 21H25V19H23L22 18V21L24 20V22L25 23H27L28 21V24L30 25L31 24V26H35V23L36 22H34V20H35V18L33 17V18H29V17H31L32 15H33V12L31 13V16H30V12L27 14ZM70 12H71V14H70ZM77 12H78V14H77ZM98 12V13H97ZM107 12V13H108ZM112 12H113V15L116 17V19L113 17V15H111L112 14ZM141 12V13H140ZM175 12H177L176 14H175ZM184 12V13H183ZM195 12V11H194ZM39 13V14H38ZM67 13V14H66ZM93 13V14H94ZM119 13V14H118ZM136 13L139 15H141L142 17H140L141 19L140 20H138L139 19V16H138V18H137V16H136ZM187 15H186V14ZM25 16H24V15ZM64 14H66V15H68V16H64ZM159 14H161V16L159 15ZM231 14H232V16H231ZM255 15V17H256V15H257V20L259 19V23H256L257 21H254L253 19H255V17H254V15ZM101 15V16H102ZM109 15V14H108ZM108 15H107V17H108ZM151 15V16H150ZM159 15V16H158ZM183 15H182V17H183ZM223 15H225V17H226V30H227V35H226V38H222L221 37V20H220V17H222ZM263 15H262V17H263ZM34 16V15H33ZM45 16H47L48 18H50V20H48V18L46 17L45 18ZM63 16H64V18H63ZM80 16H81V18H80ZM134 16H135V18H134ZM237 16H239V17H237ZM252 16H253V18H252ZM87 17V18H86ZM88 17H90L91 18V20L89 19V22L87 23V19H88ZM97 17H99V22H98V19H97ZM119 17V18H118ZM148 17V18H147ZM150 17H153L152 19H155L154 21L153 20H150L149 18ZM27 18H29V19H27ZM71 18H72V21H71ZM80 18V19H79ZM93 18H95L97 21H95V19H93ZM101 18L103 19V22H102V20H101ZM43 19H44V21H43ZM65 19V20H64ZM83 19H86L87 21H83ZM117 19H118V22H117ZM195 19V20H194ZM198 20V22L195 24V21H197ZM201 20V22L199 23V21ZM217 19H218V21H217ZM241 19V20H240ZM255 19V20H256ZM46 20H48V23H47V21ZM68 20H69V22L70 23H72L73 24V26H72V24H70L69 22H68ZM101 20V21H100ZM141 20H142V22H141ZM145 20V21H144ZM160 20V21H161ZM174 20H175V22H174ZM219 20H220V22H219ZM228 20V21H227ZM31 21V22H30ZM42 22V24L41 23H39V22ZM65 21H67L66 23H65ZM77 21H78V23H77ZM94 21V22H93ZM114 21V22H113ZM143 21H144V23H143ZM146 21H148V23H149V25H148V27H146L147 26V23H146ZM151 21H152V24H150L151 23ZM239 21H240V23H243V24H241V26H240V23H239ZM242 21V22H241ZM32 22H34L33 24H32ZM46 22V23H45ZM62 22V23H61ZM90 22H91V24H90ZM95 22H98L97 24L98 25H100V26H103V30H101L102 29V27H97L96 26V23ZM104 22V23H105ZM112 22V23H111ZM116 22V23H115ZM134 22H136V23H134ZM140 22L143 24H140ZM158 23V25L156 24L155 25V23ZM177 22V23H176ZM56 23V24H55ZM57 23H58V25H57ZM61 23V24H60ZM75 23V24H74ZM95 23V24H94ZM102 25H101V24ZM79 24V25H78ZM93 24V25H92ZM123 24V25H122ZM176 24H177V26H176ZM95 25V26H94ZM153 25V29H155L154 28V25H155V27L157 26V29H155V31L157 30L158 31V33L156 32V33H154L153 31H151V28H150V30H148L149 29V27H151ZM162 27L163 26V28H161L160 26ZM168 25V26H167ZM170 25H172V27H170ZM194 25H195V27H194ZM209 25V26H208ZM46 26V27H45ZM52 26V27H51ZM59 26V27H58ZM108 26V27H107ZM114 26V27H113ZM239 26H240V28H242L241 30L239 29ZM245 26V27H244ZM262 26H263V28H264V22L262 23ZM51 27V28H50ZM79 27V28H78ZM106 27V28H105ZM110 27V28H109ZM144 27H145V31L144 30H142V29H144ZM158 27H160V29H158ZM167 27H169V29L167 28ZM205 27V28H204ZM208 27V28H207ZM237 27H238V30H236L237 29ZM243 27H244V29H243ZM249 27V28H248ZM256 27V29H257V33H255V31H256V29H255V31H254V28ZM261 27V28H260ZM43 28H44V30H43ZM48 30H47V29ZM54 28V29H53ZM66 28V29H65ZM141 28V29H140ZM166 28H167V31L170 33V35H171V32H172V30H173V32H174V34H173V36L174 35H176L177 36V34H178V36H177V38H178V40H180V41H178L177 43L176 42H174L177 38H176V36H174L175 37V39L173 38L172 39V36H170L171 38V40L169 39V36L167 35V37H165L166 36V34H167V31H166ZM171 28H173L172 30H171ZM183 28H182V30H183ZM58 29V30H57ZM210 29V30H209ZM107 30V31H106ZM142 30V31H141ZM159 30H161V34H160V32H159ZM175 30V31H174ZM259 30H262V31H260L263 35H261V34H259L260 32H259ZM48 31H50V32H48ZM81 31V32H80ZM141 31V32H140ZM164 31H166V33H164ZM179 33H178V32ZM45 32V33H44ZM74 32V33H73ZM134 32H136V33H134ZM149 32H152V33H149ZM239 32H241L242 33V35H240L239 34ZM48 33V34H47ZM106 33H107V35H106ZM108 33H110V35H108ZM141 33H144V34H146V35H143L146 39H144V37H142V35H141ZM162 33H164L163 35H162ZM168 33V34H169ZM177 33V34H176ZM209 33H210V35H209ZM238 33V35H240L241 37L243 36V35H245V33H246V37H247V39H249V41L247 42L246 40H245V38H244V40L246 41V43L245 42H243V38H242V40L241 39H238L239 37H236L235 36V34H237ZM252 33V34H251ZM56 34H57V36H56ZM151 34H152V36H155L156 34H157V37H158V35H159V37L157 38H151L150 39V37H151ZM254 34H259V40L260 39H263L262 41H260V43L261 44H259V40H256L255 38H257V35L255 36ZM70 35V36H69ZM74 37H73V36ZM113 35V36H112ZM122 35V36H121ZM193 35V36H194ZM208 35V36H207ZM213 35V36H212ZM41 36V37H42ZM48 36V37H47ZM77 36H78V38H77ZM80 36V37H79ZM82 36H83V38H82ZM150 36V37H149ZM160 36H161V39L162 40H164V38H162L163 36L165 37V39H166V41H167V38H168V40L170 41L169 42V44H167V42L166 43H159V42H162V40L161 41H159L160 40ZM260 36H261V38H260ZM41 37H36V38H38L39 39V44H40V39H41ZM182 37V36H181ZM180 37V38H181ZM209 37V38H208ZM240 37V38H241ZM245 37V36H244ZM35 38V37H34ZM33 38V39H34ZM58 38V39H57ZM69 38H70V40H69ZM120 38L122 39V41L120 40ZM142 38V39H141ZM213 38V39H212ZM228 38V39H227ZM236 38H237V40L239 41H242V43L244 44H238L237 42H236ZM38 39H37V41H38ZM49 39V38H48ZM78 39H79V42H78ZM119 40V42H118V40ZM141 39V40H140ZM57 40H59V42H60V45H59V42H57ZM64 40V41H63ZM115 40H117V42L115 43ZM125 40V41H124ZM143 40L145 41V42H143ZM150 40H152V42L150 41ZM153 40H154V42H155V40H157L158 42H155V43H153ZM172 40H173V42L174 43H176V44H174V43H172ZM183 40H184V45L186 46V44L188 43V45H189V43H190V40H192V42H194V43H191V44H193L195 47H193V45H192V47H190L191 46V44L186 48V50L188 51L189 49L191 50V51H193V52H191V53H193V55L192 54H188V53H190V50L186 53L185 52V55H184V50H185V46H184V48H183V46H181V44H182V42H183ZM197 40V41H196ZM35 41H36V39H35ZM41 41H43V39L41 40ZM45 41V40H44ZM49 41V40H48ZM54 41V42H53ZM75 41V42H74ZM120 41H121V43H120ZM138 41V42H137ZM140 41V42H139ZM141 41H142V48L140 47L141 46ZM177 41V40H176ZM189 41V42H188ZM195 41H196V44H195ZM64 42V43H63ZM65 42H66V44H65ZM68 42V43H67ZM137 42V43H136ZM209 42V43H208ZM228 42V43H227ZM255 42H258V44H259V46L257 45V44H254L253 45V43H255ZM35 43H37V42H35ZM79 43V44H78ZM83 43V44H82ZM96 43V44H95ZM131 43V44H130ZM138 43L140 44V46L138 45ZM143 43H145V44H143ZM147 43H149V45L147 44ZM158 43H159V45H158ZM170 43H172V47L170 46L171 44ZM212 43V44H211ZM235 43H237L238 44V46L235 44ZM46 44V43H45ZM53 44V45H52ZM55 44V45H54ZM71 44H72V46H71ZM115 44V45H114ZM134 44H136L137 45V48H136V45H134ZM151 44L153 45V48L151 47ZM154 44L156 45V47H158V52H156L155 51V49H154ZM209 44V45H208ZM247 44V45H248ZM60 47H59V46ZM74 45H76V47H74ZM122 45V46H121ZM145 47H144V46ZM165 45H167V46H165V48H167V49H164L163 47ZM174 45V46H173ZM183 45V44H182ZM196 45H197V48H196ZM214 45H215V47H214ZM223 46V45H226L227 46V48H228V52H229V56H230V58H232L233 59V54H235L234 55V59H238V58H240V63L237 61V63H239L240 64V67L241 68H243L244 67V65H245V67H244V69L246 68V69H248L249 70V72L247 73V70L245 69V70H243V69H240V68H238V65L236 66L235 64H237V63H235V60L233 59L232 60V62L233 63H231V61H230V63H231V66L230 67H233L234 66V69L233 68H230V70H229V73H230V75H225V71H221V69L219 70L218 68H216L217 66H216V64H218V67L219 66H221V55H220V57H219V55H218V53H219V51H220V49H219V47L220 46ZM240 45H242V50L243 51H239V50H241V46ZM248 45V46H249ZM57 46V47H56ZM63 46H64V50L65 51H67V49H65L66 47L69 49V53H70V58L68 59V61H70V62H66L67 61V58H68V55H69V53L67 52H64V50L62 51V48H63ZM69 46V47H68ZM111 46V47H110ZM117 46V47H116ZM139 46V47H138ZM150 46V47H149ZM170 47V49H168L169 47ZM235 46V47H234ZM237 46V47H236ZM113 47V48H112ZM122 47V48H121ZM131 47V48H130ZM155 47V48H156ZM160 47V48H159ZM162 47V48H161ZM173 47L174 48H176V49H173ZM182 47V49H181V52L179 51L180 50V48ZM208 47V48H207ZM209 47H212V49L211 48H209ZM235 49H234V48ZM245 47H246V45H245ZM249 47H251V45L249 46ZM54 48H55V50H54ZM119 48V49H118ZM121 48V49H120ZM136 48V49H135ZM144 48V49H143ZM152 48V49H151ZM221 48V47H220ZM115 49V50H114ZM238 49V50H237ZM254 49V48H253ZM76 50V51H75ZM104 50H106L105 52H104ZM122 50V51H121ZM161 50H164V52L166 53V52H168V53H166V56H167V58H168V60H169V58L171 57L172 59H174L173 60V62H172V60H171V63L173 64V67L175 66L174 65V62H175V64L178 62V61H182L181 63H177V65H179V67H181V68H183V70L185 71V73H186V76H184V71L182 72L181 71V68H177V66H175L174 67V69H173V67H172V64L170 63V60H169V63H168V61H166V56L165 57H163V58H165V62H164V60H163V62H162V55H165V53H161ZM166 50V51H165ZM172 51V52H170V51ZM176 52H175V51ZM232 50V51H231ZM55 51H57L56 53H55ZM58 51H59V54H58ZM120 51V52H119ZM123 51H125V52H123ZM133 53V56H132V58H133V61H132V58L130 57V55L132 54L131 52ZM147 51H152L153 53H151V52H147ZM196 51H197V53H196ZM206 51V52H205ZM210 51H212V52H210ZM215 51V54L216 55H214V52ZM235 51H237L236 53H235ZM255 51V50H254ZM119 54H118V53ZM128 52V53H127ZM155 52H156V57L154 56L155 55ZM159 52H160V55L161 56H159ZM163 52V51H162ZM204 52V53H203ZM239 52V53H238ZM66 53V54H65ZM76 53H77V55H76ZM107 53V54H106ZM129 53H131V54H129ZM157 53H158V57H160V59H158V57H157ZM170 53V54H169ZM45 54V53H44ZM68 54V55H67ZM85 54V55H84ZM126 54V55H125ZM128 54H129V56H128ZM144 56V58H145V56H146V59H145V61H144V58L142 57V55ZM172 54L174 55V57L172 56ZM188 54V55H187ZM200 54V55H199ZM212 54H213V61L211 60L212 59ZM220 54V53H219ZM236 54H238V58H236ZM263 54V53H262ZM65 57H64V56ZM72 55H73V59H72ZM92 55V56H91ZM118 55V56H117ZM136 55H140V57L139 58H137L136 57ZM175 55H176V57H175ZM187 55V56H186ZM208 55V56H207ZM260 55V54H259ZM47 56H46V58H47ZM63 56V57H62ZM88 56H90V58H88ZM114 56H115V59L116 60H114ZM190 56H192V57H190ZM194 56H196V58L194 57ZM253 56V57H254ZM263 56H264V54H263ZM263 56H262V59H259V62H260V60H263ZM67 57V58H66ZM74 57H76L75 59H74ZM129 57L131 58V60L129 59ZM141 57H142V59H141ZM148 57H149V59H151V62L152 61H154L155 62V65L157 64V61H159V63L158 64H160L161 62V64H163L164 63V65H165V63L166 64H169L170 65V67L168 66V65H166V66H168V68L169 69H171V67H172V69L171 70H169L166 66H163V67H165L167 70H165L164 68H162L161 67V64H160V66L158 65V70L161 72V68L163 69L162 70V74H163V72H166V73H169V74H167L166 76L168 77H171V76H173V74H176V77H178V76H180V78L178 79V80H175L174 79V77H172L173 78V80L172 79H167L166 78V76H165V74H163L162 75V80H161V78H160V76H161V73L160 72H158V70H157V65H156V67L154 66V63H152L151 64V62H150V60L149 61H147V59H148ZM250 57V58H249ZM261 57V56H260ZM259 56L257 57V59L258 58H260ZM64 58L66 59V60H64ZM82 58V59H81ZM102 60H104L105 59V61H101V59ZM121 58V59H120ZM127 58V59H126ZM134 58H135V62L136 61H139L140 59H141V64H142V62H143V64H142V68L144 69V70H146V68H148V70H146V71H142L143 69H140L141 67H140V65H138V64H140V62H137V63H134ZM136 58H137V60H136ZM157 58V59H156ZM162 58V59H161ZM195 58V59H194ZM211 58V59H210ZM87 61H86V60ZM90 59L92 60V61H90ZM100 59V60H99ZM120 59V60H119ZM208 59V60H207ZM215 59H217V60H215ZM60 60H63V61H60ZM75 60V61H74ZM96 60H97V62H96ZM126 62H125V61ZM194 60V61H193ZM251 60H252V62L253 61H255V62H251ZM65 61V62H64ZM86 61V62H85ZM111 61V62H110ZM114 61H116V62H114ZM177 61V62H176ZM243 61V62H242ZM247 61H248V63H247ZM59 62H61L62 63V66H61V64H60V66H59ZM71 62H72V64H71ZM122 62V63H121ZM148 62V63H147ZM241 62L242 63H244V65H242L241 64ZM262 62V61H261ZM46 63H47V65H49V63H50V68H53V70L50 72V70H49V72H48V68L49 67H47V65H46ZM56 63H57V65H56ZM65 63V67H64V64ZM110 63H112V64H110ZM114 63V64H113ZM145 63H147V64H145ZM220 63V64H219ZM257 63V65H255ZM124 64V65H123ZM133 64H135V65H133ZM136 64L138 65V69L136 68L137 66H136ZM210 64V65H209ZM233 64V65H232ZM46 65V66H45ZM55 65H56V67H55ZM79 65H80V67H79ZM118 65H119V70H118ZM125 65H126V67H125ZM147 65V66H146ZM150 65V66H149ZM153 65V66H152ZM184 65L186 66V68L184 67ZM258 65H260V66H258ZM115 66V67H114ZM121 66L123 67L122 69H120L121 68ZM132 66V67H131ZM135 67V70L133 69L134 67ZM198 66V67H197ZM254 66V67H253ZM263 66H264V63H263ZM46 67V68H45ZM70 67H72V68H70ZM153 67V69H151V68ZM202 67V68H201ZM249 67V66H248ZM150 68V69H149ZM177 68V69H176ZM185 68V69H184ZM221 68V67H220ZM58 69H59V72H56V71H58ZM71 71H70V70ZM72 69H73V71H72ZM78 69V71H76ZM128 69V70H127ZM130 69H132L131 71H130ZM140 69V70H139ZM176 69V70H175ZM179 69V70H178ZM212 69V70H211ZM213 69H214V71H213ZM215 69H216V73H215ZM235 69H238V72H236L237 70H235ZM262 69H264V68H262ZM61 70V71H60ZM66 70H67V72H66ZM122 70V71H121ZM134 70V71H133ZM137 70H139V72L137 71ZM165 70V71H164ZM53 71H54V73H53ZM93 71V72H92ZM130 71V72H129ZM133 71V72H132ZM135 71H137V73H138V75H139V73H141V72H145V73H143L144 74V76L146 77V75H148V77H149V79L150 80H147L146 78H145V80L147 81L145 84H147L148 83V81H149V85L151 84V86H147V87H145V85L143 84L144 83V77L142 76V73H141V75H139V77H138V75H137V78H135V76H133V75H135ZM187 71V72H186ZM217 71H218V73H217ZM112 72V73H111ZM128 72H129V76H127L128 75ZM148 72V73H147ZM156 72V73H155ZM183 73V74H181L182 75V83H184V86H183V88H182V86L180 85V84H182V83H180L179 81H180V79H181V75L180 74H178V73ZM191 74H189V73ZM204 72H206V73H204ZM212 72V73H211ZM220 72V73H219ZM248 74V75H246V73ZM252 72V73H251ZM70 73H71V76H74V77H72V80L70 79L71 77L69 76L70 75ZM122 73H123V75H122ZM125 73H127V75L125 76V81H124V75H125ZM133 74V75H131V74ZM57 74V75H56ZM69 74V75H68ZM74 74V75H73ZM118 74H119V76H118ZM121 74V75H120ZM187 74H188V76H187ZM199 74V75H198ZM239 74V73H238ZM93 75V76H92ZM112 75V76H111ZM205 75V76H204ZM207 75V76H206ZM220 77H219V76ZM233 75V76H232ZM68 76H69V78H68ZM123 76V77H122ZM141 76L143 77L142 79H141ZM165 76V77H164ZM183 76H184V79H183ZM222 76V77H221ZM228 76H231V79L230 80H233V81H231L230 83H229V85L232 87V88H229V91L228 90H226L227 89V87L224 89V84H225V78L224 77H228ZM235 76V77H234ZM51 77V78H50ZM80 77V78H79ZM118 77H119V79H121L120 81H119V79H118ZM129 77V81L128 80H126L127 78ZM151 77H153V78H151ZM189 77H191V78H189ZM198 77H200V78H198ZM210 77V78H209ZM219 77V78H218ZM250 77V78H251ZM258 77V78H257ZM264 77V76H263ZM48 78V79H47ZM49 78H50V81H49ZM62 80H64V82H62V84H61V79ZM73 78H74V80H73ZM109 78H110V80H109ZM113 78H115V80L113 79ZM136 80L135 82H133L134 80ZM166 78V79H165ZM186 78V79H185ZM207 78V79H206ZM238 78H239V80H240V77L238 76ZM250 78H248L247 77V80H251ZM81 79L83 80V83L81 82ZM87 79V80H86ZM97 79H98V81H97ZM111 79H113V82H116V81H118L116 84H114L113 82H112V80ZM139 79L140 80H142L143 81V83H141V81H140V83H141V85H140V83H139ZM153 79V81H151ZM159 79L161 80L160 81V84L159 85H161L162 84V86H161V88H164L163 90H164V92H166V91H168L167 92V95L166 94H164L163 95V90H161V94H160V92H158V90L160 91V86L158 85V83H159ZM195 79V80H194ZM205 79V80H204ZM209 79H211L210 81H209ZM217 79V80H216ZM48 80V81H47ZM52 80V81H51ZM61 80V81H60ZM137 80H138V84H136V82H137ZM156 80H157V82H156ZM166 80H168L167 82H166ZM172 80V81H171ZM191 80V81H190ZM204 80V81H203ZM213 80V81H212ZM220 80H221V82H220ZM257 80H258V82L260 81V83L259 84H257L258 82H257ZM72 81H74V83L72 82ZM87 81H90L88 84H89V86H87L86 85V83H87ZM96 81H97V84H96ZM108 81V82H107ZM109 81H111L110 83H109ZM162 81H163V83H162ZM176 81V82H175ZM184 81H186V84H185V82ZM206 81V82H205ZM213 83H215V84H213V85H215L214 87H215V89H216V91L213 89V86H212V82ZM219 81V82H218ZM241 81H242V83H243V81L245 82V80H243V79H241ZM49 82H50V84H49ZM75 82H77V83H75ZM85 82V83H84ZM127 82H129V86H124V85H121V86H124L123 87V89H122V87L120 86V83H127ZM134 84H133V83ZM152 82V83H151ZM154 82H156V83H154ZM192 82H194L193 83V85H192ZM223 82V83H222ZM237 82V83H236ZM80 83V84H79ZM95 83V84H94ZM105 83H107L106 85H105ZM131 83L133 84V86L135 85V87L138 85H140V88L137 86L136 87V89L134 88V87H132V89L134 88L136 91H138L137 93H134V92H136L134 89V91H132L131 90V92L129 91L131 88H130V85H131ZM197 83H199V84H196ZM219 83V84H218ZM232 83H234L233 85H232ZM247 83V82H246ZM246 83H245V85H246ZM91 84V85H90ZM93 84H94V86H93ZM99 84V85H98ZM143 84V85H142ZM153 84H155V86H156V88H154L155 86H153ZM157 84V85H156ZM165 84H166V86H165ZM221 84V85H220ZM59 85H60V87H59ZM71 85V86H70ZM83 85H85V87H86V89H87V87L89 88L88 90H86L85 91V88L83 87ZM114 85H116V86H114ZM126 85H128V83L126 84ZM148 85V84H147ZM180 85V86H179ZM186 85V86H185ZM63 86V87H62ZM70 88H69V87ZM98 87V89H97V87ZM106 86H107V88H106ZM117 86H118V90H119V88H120V91L122 92V91H124L123 93H125L126 92V94H123V93H116V91H114V89H115V87L117 88ZM132 86V85H131ZM141 86H144V89H143V87H141ZM159 86V87H158ZM179 86V87H178ZM198 86V87H197ZM208 88H207V87ZM248 86V84L246 85V87ZM255 86V85H254ZM253 86V89L255 88ZM261 86H262V84H261ZM52 87V89H50ZM65 87H66V89H65ZM95 87V89H93ZM125 87H128V89H126ZM149 87H150V89H149ZM152 87L155 89V91H156V94L155 95H153L154 94V92H153V90L154 89H152ZM220 87H222L221 89H220ZM263 87H264V83H263ZM57 88V89H56ZM105 88H106V90H105ZM114 88V89H113ZM138 88H139V90H138ZM146 88H147V90H146ZM169 88V89H168ZM178 88V89H177ZM182 88V89H181ZM203 91L202 93H205V96H203L204 94H202L201 93V91H200V89ZM239 88H240V90H239ZM122 89V90H121ZM261 90V94H257V97L258 96H261V99H262V93H263V90H264V88L262 89V88H260ZM49 90H52V91H50L49 92ZM53 90H55V91H57V94H55V92L53 93ZM96 90V91H95ZM98 90V91H97ZM116 90V89H115ZM126 90V91H125ZM145 93V92H148V90H151L150 92H148V93H145V95L143 94H138V93H143L142 91ZM184 90V91H183ZM214 90V91H213ZM217 90H218V92H217ZM223 90H225V91H223ZM237 90H239V91H237ZM70 91V92H69ZM91 91V92H90ZM93 91V92H92ZM100 91H103V92H100ZM106 91V92H105ZM128 91V92H127ZM171 93H170V92ZM194 91H195V94H193L194 93ZM208 91H209V94H208ZM227 91V92H226ZM64 92V93H63ZM87 92H90V94L89 95H87ZM96 92H97V94L100 92V93H104V95H105V93H106V98H107V96H108V99L107 100H110L111 101V103L112 104H110V106H108V105H106V104H108V103H106L105 104V99H103L104 97H102V98H99L100 96L98 95V98L99 99H96V96L95 95H97L96 94ZM116 93V95H115V93ZM153 92V93H152ZM185 92H186V94H185ZM231 92V93H230ZM52 93H53V95H52ZM70 93V94H69ZM71 93H72V95H71ZM83 93H86V96H85V94L83 95ZM99 93V94H100ZM114 93V94H113ZM132 93H134V94H136V95H134V94H132ZM150 93L152 94V95H150ZM157 93H158V95H160V97L157 95ZM183 93V94H182ZM189 93H190V95H189ZM197 93V94H196ZM241 93H242V95H241ZM60 94V95H59ZM62 94V95H61ZM91 94H95V95H91ZM113 94V95H112ZM120 94V95H119ZM122 94H123V96L124 95H126L125 97H123L122 96ZM129 94H130V97L128 98V96H129ZM137 94H138V96H137ZM149 95L148 96V98L150 97L151 98V100H153V99H155L156 98V101H155V104H154V106L152 105L153 103H154V100L153 101H151L150 100V102H148L149 101V99H147V95ZM192 94V95H191ZM214 94V95H213ZM229 94V95H228ZM232 94V95H231ZM59 95V96H58ZM68 95V96H67ZM72 96V99H71V96ZM77 95V96H76ZM91 95V97H95L94 98V100L93 99H91L90 100V98H89V96ZM101 95V94H100ZM114 95H115V98H114ZM166 95V96H165ZM172 95H174L173 97H174V99H173V97H172ZM179 96V97H176V96ZM184 95H186V96H184ZM206 95H208V96H206ZM235 95V96H234ZM236 95H238L237 97H236ZM250 96L251 98H249L248 96ZM256 95V94H255ZM76 96V97H75ZM113 98H112V97ZM119 96V97H118ZM131 96H132V98H131ZM134 96H137V98H135ZM141 96H144V100H143V98L141 99ZM152 96L154 97V98H152ZM170 98H169V97ZM187 96H188V98H187ZM195 96H196V98H195ZM200 96H201V98H200ZM211 96V97H210ZM216 98H215V97ZM74 97L76 98L75 100H74ZM116 97H117V99H116ZM120 97H121V103H120V101H119V99H120ZM127 97V98H126ZM164 97H167L168 99H173L174 101H175V103L173 102V104L171 105V102L173 101L172 99L169 101L167 98H165L164 99ZM186 97V98H185ZM189 97L191 98V100L193 101H187V99H189ZM203 97V98H202ZM204 97H206L207 99H209V100H206ZM64 98H63V101H62V103H61V101L60 102H58L57 101V103H59L58 105H62L61 107L63 108V105H66V104H64L65 102H64ZM68 98V99H69ZM78 98H79V100L80 99H86V102L84 103L85 105H83V100H81V102H78L79 100H78ZM111 98V99H110ZM147 100H146V99ZM161 98V99H160ZM178 98H181L180 99V101H184L183 99L185 98V101L188 103V105H187V103L184 101V102H179V100H178ZM215 99V101H217V107H216V103L213 101V99ZM221 98V99H220ZM259 98V97H258ZM66 99V98H65ZM100 99H102L103 100V102H100V101H102V100H100ZM123 99L125 100V101H123ZM205 99V100H204ZM211 99H212V103L210 102L211 101ZM218 99V100H217ZM233 99H235V100H233ZM260 99V98H259ZM92 101V102H94L95 101V103L93 104V103H87V101ZM100 100V101H99ZM105 100V101H104ZM118 100V101H117ZM128 100V101H127ZM47 101H49V102H47ZM114 102V104H115V106H116V108H114L115 106L113 105V102ZM123 101V102H122ZM131 101V102H130ZM132 101H133V104H132ZM165 101H166V104H165ZM167 101H169V102H167ZM176 101H178L177 103H176ZM194 101L196 102L197 101V105L195 104L194 105V107H193V103H194ZM253 101V102H252ZM124 102L125 103H128L129 105H127V107H125V105H124ZM147 102H148V104H147ZM164 102V103H163ZM222 104H221V103ZM224 102H225V104H226V108L228 107V108H231L230 110H232V112H233V114L235 113L234 112V110H238L237 108H240L239 110H241L242 109V113L244 114V112H250V111H252L251 113L252 114H254V112H253V109H254V111H255V114H254V117H252L251 116V114L250 113H246V114H250L249 115V118L248 119H251V121L250 120H245L244 121V125H242L243 123V119H242V121H241V119H239L238 120V118H240V117H242V116H240V112H239V114L238 113H236L235 115H231V113L229 114V110H228V112L226 113V111H225V109L222 107H220V108H218V103L220 104L219 106H225L224 105ZM257 102V103H256ZM49 103V104H48ZM72 103V104H71ZM82 103V104H81ZM86 103L88 104L87 106H86ZM103 103H104V105H103ZM119 103H120V106H119ZM131 103V104H130ZM137 103H138V105H137ZM151 103V104H150ZM179 103H180V106H178L179 105ZM182 103H184V105L182 104ZM258 103H260V104H258ZM101 104V105H100ZM118 104V105H117ZM124 105V107H125V109H126V111H125V109H124V107H123V105ZM183 106H182V105ZM201 105V109H200V105ZM205 104V105H204ZM212 104V105H211ZM252 104V105H251ZM52 105V104H51ZM91 105V106H90ZM113 105V106H112ZM131 105H133L134 107H131ZM150 105H152L153 106V114L151 113V111H152V109L150 110ZM171 105V106H170ZM185 105H187V106H192L193 107V110H192V107L191 108H189V107H184ZM199 105V106H198ZM73 106L77 109V112H76V109L74 108V110L72 111V110H70L71 109V107L73 108ZM84 106H85V108H84ZM102 107V111H101V108L100 107ZM111 106L113 107V108H111ZM117 106H119V108L120 107H122V111H120V109L118 108L117 109ZM158 106H159V108H158ZM178 106V107H177ZM198 106V107H197ZM236 106V107H235ZM70 107V109H68V108ZM93 107H95L96 108V110L94 111L93 110ZM100 108V111H99V109H97V108ZM105 107H106V110H108V109H112V111H114L115 109L117 110V112L118 111H120V112H118V113H116V110L114 111V116H113V113H112V111H111V115H112V118L113 119H109V117H110V115H109V117H105V116H107L106 114H107V111L105 110ZM108 107V108H107ZM145 107V108H144ZM155 107V108H154ZM167 107V108H166ZM204 107V108H203ZM243 107H244V109H243ZM248 107V108H247ZM49 108V109H48ZM56 108H57V110L59 111V109H60V112L58 113L57 112V110H56ZM65 108H67L66 110H65ZM134 108H135V110L137 109V116L135 117V115L134 114H136V112H135V110H134ZM162 108H166L165 110L164 109H162ZM185 108H187L186 110H185ZM203 108V109H202ZM227 108V109H228ZM83 109H85V110H83ZM114 109V110H113ZM130 109V111H129V113H128V110ZM191 109V112L189 113V110ZM196 109V110H195ZM205 109H207V111H209V115H208V113H207V111H205ZM224 109V110H223ZM226 109V110H227ZM246 109V110H245ZM50 110V111H49ZM53 110V111H52ZM67 110H69V111H71L70 112V115H69V111L67 112ZM139 110H140V112L141 111H143L142 113H139ZM147 110V111H146ZM148 110H149V112H148ZM159 110V111H158ZM220 110H221V112H223V113H221L220 112ZM238 110V111H239ZM245 110V111H244ZM80 111V112H79ZM94 111V112H93ZM97 111V112H96ZM103 111H104V113L106 112V114H105V116H104V113H103ZM108 111H110V110H108ZM125 111V114H123V112ZM146 111V112H145ZM156 111H158V113L156 112ZM171 111V112H170ZM174 111V112H173ZM194 111V112H193ZM196 111H202V112H200L201 114H200V116H199V114L197 115L196 114ZM259 111V112H258ZM52 112V113H51ZM74 112V113H73ZM100 112V113H99ZM131 112V113H130ZM133 112H135V113H133ZM155 112V113H154ZM161 112H164V113H161ZM203 112H205L207 115H208V119H210V116L213 114V116H215V118L217 119V118H219V119H215V118H213L212 116H211V122L209 121V120H207V116H206V114L205 113H203ZM73 114V116L75 117V118H73L72 119V114ZM93 113H95V114H93ZM103 113V114H102ZM109 113V112H108ZM122 113V114H121ZM159 114V117H160V120H162L163 119V117H164V120H162L163 122L165 121V120H167L168 122L170 121V118L171 117H169V118H167V116H169L170 114H171V116H172V119H171V121H172V123H168L167 121L163 124L162 123V126H161V121L159 122V125H158V115L157 114ZM166 113V114H165ZM170 113V114H169ZM174 113H176V114H174ZM225 113V114H224ZM241 113V114H242ZM260 113V114H259ZM56 114L58 115V117L56 116ZM77 114V115H76ZM79 114V115H78ZM129 114H131V115H133L132 116V118H133V120L132 119H130V117H131V115L129 116ZM139 114H140V117H141V121H140V118H139ZM150 114H152L153 115V117H155V115H156V117L153 119V117H151L150 116ZM155 114V115H154ZM194 114L196 115V119H193V117H194ZM211 114V115H210ZM244 115V116H247V115ZM256 114L257 115H259V116H257V117H255L256 116ZM94 115V116H93ZM201 115H203V116H205L206 117V120H207V125H205L206 124V122L204 123V120L205 119H201ZM227 115H229V116H227ZM60 116H62V119H61V117ZM71 116V117H70ZM88 116H89V118H91V119H89L88 118ZM117 117V120H118V125H117V121L115 120L116 119V117ZM161 116H162V118H161ZM221 116L223 117V118H221ZM240 116V117H239ZM63 117L64 118H66V119H68V120H66V119H63ZM95 117V118H94ZM99 117V118H98ZM120 117H121V119H120ZM129 117V118H128ZM204 117V118H205ZM225 117H227V118H225ZM237 117V118H236ZM47 118H48V115H47ZM84 118L86 119V120H84ZM87 118H88V120H87ZM103 118H106V120L104 121V119ZM137 120L138 118H139V121H140V123H138L139 124V127H140V129H141V131L139 132V131H135V128H134V131L133 130H131L132 132H130V134H128L127 133V130H129V128H127L128 126L130 127V128H132L131 126L133 125V122L135 123L134 125H136L137 127H138V125H137V122L138 121H135V119ZM157 118V119H156ZM166 118V119H165ZM175 118V119H174ZM183 118V119H182ZM212 118H213V124H212V126L214 127V123H215V125L217 126V127H214V129L211 127V123H212ZM235 118H236V120H235ZM244 118V117H243ZM257 118V119H256ZM62 121H64V120H66L67 121V125H66V121L65 122H63V124L65 125H63L62 124V122H61V120ZM77 119V120H76ZM96 119L98 120V121H96ZM99 119H100V121H99ZM107 119H108V121H107ZM129 120L130 119V121H127V120ZM148 119H150L151 121H152V123L150 122V120H149V122H150V124H149V122H148ZM156 119V120H155ZM197 119H199L198 121H200L201 120V122H203L202 124L199 122H197ZM224 120V122L223 121H221V120ZM252 119L254 120V123H255V121H256V123L255 124H252L253 126H250L251 127V138H249V136H248V138H249V142H248V138H247V135H249V131H247V135H246V133L245 132H240L239 133V130L241 129V128H243V127H245V126H247V124L245 125V123L246 122H252ZM73 120V124H72V121ZM82 120H83V122H82ZM95 120V121H94ZM109 120H110V122H109ZM115 120V121H114ZM121 120H123V122L121 121ZM203 120V121H202ZM219 120V121H218ZM238 120V121H237ZM258 120V121H257ZM74 121H78L77 123L75 122V124H74ZM88 121V122H87ZM90 121H93V122H90ZM102 121V122H101ZM111 121H112V124H114V125H116V129L114 128V125L112 126L111 125ZM176 121H178V122H176ZM180 121V122H179ZM184 121V122H183ZM234 121H236L237 123H239V121H240V123H241V125L240 126H242V127H240V129L239 128H237V126L236 125H239V124H237L236 122V124L234 123ZM101 122V123H100ZM115 122V123H114ZM120 122H121V124H120ZM127 122V123H126ZM143 122H145L144 124H143ZM193 122H194V124H193ZM226 122V123H225ZM231 122H233L234 123V125H233V127H232V124L233 123H231ZM259 122H261L263 125L261 126V128L259 129L258 127L260 126V124L261 123H259ZM70 123H71V129H70V127H68V126H70ZM98 123V124H97ZM104 123V124H103ZM108 123H110V126H112V127H110L109 125H108ZM146 123L147 124H149L148 125V128L151 130V133H150V131H149V129L147 128V126L144 128V126L146 125ZM168 123V124H167ZM175 123H176V129H177V131H178V133L180 134V132H179V130H182V132H181V135L183 136V138H182V136L181 135H179V134H177V131H176V129H175ZM258 123V124H257ZM76 124H78V127H79V129H80V131H79V129L77 128H75V125ZM89 124V125H88ZM124 124V125H123ZM180 124V125H179ZM192 124V125H191ZM221 124V125H220ZM224 124V125H223ZM225 124H226V128H228V130H231V132H232V130L234 131V133H229V131L228 130H226L225 129ZM228 124L229 125H231L230 127L228 126ZM48 125H47V127H48ZM74 125V127H72ZM124 126V130H125V127H126V130H125V133H124V130L122 129V127ZM126 125V126H125ZM134 125H133V127H134ZM144 125V126H143ZM193 125H194V127H193ZM203 125H205V127H206V129L209 131V132H203V134L202 133H198V130H199V128H201V126H203ZM258 125V126H257ZM95 126L97 127L96 128V130H95ZM103 126H104V128H103ZM120 126H121V129H120ZM143 126V127H142ZM154 126L156 127V129L157 130H159V131H161V132H159V137L161 136V134H162V130H164L163 131V134H162V137H165V134L166 135H168V137H169V139L171 138V145H172V150H170V148H169V146H170V144H169V146L167 147L166 146V141L168 140V138H167V140L165 139V138H158V135H157V132H156V130H154L155 128H154ZM208 126H209V128H208ZM222 126H224V129L226 130V131H228L227 133L228 134H230V135H225L226 134V131L223 129V127ZM82 127H83V129H82ZM107 127H110V129H109V134H108V128ZM138 127V128H139ZM170 127L172 128L171 129V131L173 132V130H174V135L172 134V132L170 131ZM191 127H192V129H191ZM220 127V128H219ZM256 127V128H255ZM74 128V129H73ZM107 129V130H104V129ZM146 129V131L144 130V129ZM159 128H161V129H159ZM167 128V129H166ZM182 128V129H181ZM197 128H198V130H197ZM216 128V129H215ZM222 128V129H221ZM247 128H249L248 126H247ZM253 128V129H252ZM259 130H258V129ZM60 129H58L59 131H60ZM76 129V130H75ZM101 129L103 130V131H101ZM137 129V128H136ZM139 129V130H140ZM185 129V130H184ZM196 129V130H195ZM202 129V128H201ZM212 129H213V131H212ZM219 129V130H218ZM221 129V130H220ZM235 129H238V137L243 141V138L245 139V137H246V139L244 140L245 141V143L244 142H242V144H241V141L239 142V140L240 139H238V142H236V144L238 143V144H240L238 147H240L239 148V150L241 151V150H243L245 153H240V154H238L240 157H239V160H240V162L238 163V158L236 159L235 158V156L233 157V155H232V157H231V155L229 154V152L227 151V153H228V156H227V154H226V148L227 149H229V148H231L232 149V147H233V151L234 150H236L237 151V145H235V147H236V149L234 148V146H231V144L228 146L226 143L227 142H225V144H223L224 143V141H226L227 140V138H226V136L227 137H229L228 138V140L229 139H231L232 137V135L233 134H235L236 132H235ZM256 129H257V134L259 135V136H261V137H259V136H255V137H253V135H254V130L256 131ZM71 130V131H70ZM83 132H82V131ZM87 130V131H86ZM120 130V131H119ZM143 130H144V132L146 133L145 135L143 134ZM214 130H215V132L217 133L218 131H220V132H224L225 134H222V133H219V134H221V135H224V141L222 142V144L220 145V143L218 142V143H216L217 141L216 140H218V138H217V136L218 135H216V139L214 138V137H211V135H210V133L211 132H214ZM248 130V129H247ZM75 131V132H74ZM97 131V132H96ZM99 131H101L100 133H99ZM107 133H106V132ZM121 131H122V134H121ZM130 131V130H129ZM175 131H176V133H175ZM241 131H242V129H241ZM245 131V130H244ZM74 132V133H73ZM77 132H79V133H82L81 135H76L77 134ZM105 134H104V133ZM111 132V133H110ZM120 133V134H118V136H117V133ZM165 132V133H164ZM61 133V132H60ZM71 133H72V135H71ZM208 133V135L210 136V139H209V137H208V135H205V134H207ZM259 133H262L261 135L259 134ZM77 136V138H75V135ZM85 134V135H84ZM98 134V136H96ZM104 135L105 136V138L107 137V135H109L110 137H107L108 139L107 140H109L110 142H111V145L110 146H107V145H105L106 144V142L107 141H105V138L103 137V136H101V135ZM107 134V135H106ZM184 134V135H183ZM187 134V135H186ZM200 135V136H198V135ZM212 134V133H211ZM242 134V135H241ZM61 135H63V132L61 133ZM60 135V136H61ZM87 135V136H86ZM94 135V136H93ZM115 135V136H114ZM125 136V139L127 140V142L123 139V136ZM128 135H129V137H128ZM213 135H214V133H213ZM237 135L235 134V136L233 135V137H234V139H236L237 138ZM240 135V136H239ZM65 136V135H64ZM121 136H122V138H121ZM140 137V138H142L143 140H144V142L146 143V147L144 148L145 150H147V152L143 149V147L142 146H140V148H142L143 149V151H145V153H148V155H150L151 157H147L148 158V160L150 161H144L145 159V155H144V152L141 150V151H139L138 150V152L136 151V149H132L133 148V146L132 145H134V144H136V142L137 141H135L134 140V137ZM148 136H150V137H148ZM154 136V137H153ZM189 137V139H188V137ZM71 137H69L68 139H70ZM79 137V138H78ZM80 137H81V139H80ZM82 137L84 138V139H82ZM89 137H91V138H89ZM115 137V138H114ZM153 137V138H152ZM186 139H185V138ZM231 137V138H230ZM89 138V139H88ZM111 140H110V139ZM120 140V141H117L118 139ZM131 138V139H130ZM133 138V139H132ZM256 138V142H259V146H257V144H256V146H257V148L256 147H254V149L256 150V153L258 154V152L259 153H261L259 156L257 155V154H255V150L252 148L253 147V145L254 144H252V141L254 140ZM61 139H63V136H62V138ZM66 139V138H65ZM86 139H88V140H86ZM116 139V140H115ZM128 139H129V143H128ZM150 139H153L154 140V142H153V146L151 145L150 147H149V140ZM164 139L166 140V141H164ZM178 141H177V140ZM186 141H185V140ZM220 139V138H219ZM233 139V138H232ZM64 140V139H63ZM77 140H78V142H77ZM80 140H81V142H80ZM84 140V141H83ZM102 140V141H101ZM104 140V141H103ZM122 140H124L125 142H121ZM161 140V141H160ZM163 140V141H162ZM66 141V140H65ZM89 141H90V143L93 145L92 147H97V145L95 146V144H96V142L97 143H99L100 141V143H99V145L101 146L100 148H102L104 151H106V152H110V154H111V152L112 151H114V153L115 152H117V150L121 147V149L123 148V150H125V149H127V150H125V153H122L121 154V152L122 151H120L121 149H119V151H120V155H119V151H118V153H117V155H119V156H122V155H124V156H122L121 158L118 156V160L116 161L115 159L117 158V155H116V153L115 154H113V152H112V154H113V158H112V160H111V156L112 155H109V161L107 160V161H104V162H107L105 165H103L102 164V161H100L101 162V164H100V162L98 161V160H93V158L92 157H90V155H89V151H88V149L91 147V144L89 143ZM160 141V142H159ZM189 141V142H188ZM190 141H192L191 142V145L190 146H196L193 150L194 151H196V150H198L199 151V149H200V152H195V154H194V151L191 149V150H189L190 149V147H188V149H186L183 145H184V143L186 144V142H188V144L190 143ZM201 141H204V142H201ZM207 141H209L210 143H211V141H212V146H211V150H212V148L214 147L215 149H216V151L217 150H219L220 148H221V146L223 147V145L225 146L224 148H222V150H224V152H218L219 154L221 153L222 154V156H223V159H225V160H222V156H221V158H220V156H219V160L218 161H216L215 160V164H216V166H217V168H218V171L219 172H221V173H218V172H216V169H215V166H214V164H213V160H214V158H213V160H212V158H211V156H210V154L209 153H212V152H216L215 151V149L213 150V151H210L209 149H210V147H209V149H207V151H206V148H205V146L206 145H208V143H207ZM222 141V139L220 140V142ZM251 141V142H250ZM68 142V141H67ZM94 142V143H93ZM119 142V143H118ZM133 142H135L134 144H132L131 146H130V144L131 143H133ZM151 142H152V140H151ZM157 142H159V145H157ZM234 142V141H233ZM233 142H232V144H233ZM76 143V144H75ZM78 143V144H77ZM118 143V144H117ZM125 143H128V145H125V146H123V144H125ZM167 143H168V141H167ZM173 143V144H172ZM180 143V144H179ZM199 143V144H198ZM202 143L204 144V148L205 149H203V147H201V145H202ZM69 144V143H68ZM74 144V145H73ZM85 144V145H84ZM154 144H155V151H156V147H161V150L159 151V149L157 150V153L156 152H154L153 151V148H154ZM193 144H195V145H193ZM199 146V148H198V146ZM201 144V145H200ZM262 144V145H261ZM75 145H77V146H75ZM98 145V146H99ZM112 145H113V147L115 146V148L114 149H112L111 150V148H112ZM118 145H119V148H118ZM157 145V146H156ZM217 145H219L218 146V148L217 147H215V146H217ZM248 145H249V148H248ZM84 147V150H83V147ZM103 146V147H102ZM107 146V147H106ZM128 146V147H127ZM162 146H164V150H165V148L167 149V150H170V151H173L174 149H173V146L174 147H176L175 148V150H176V152H175V155L177 156L178 155V157H176L177 159H175V157H174V153L172 152V155L173 156H171V158H170V161L168 160L169 159V157L166 155V156H164V154H167V153H165L166 152V150L165 151H162V149H163V147ZM186 146V145H185ZM252 146V147H251ZM260 146L262 147L261 149H260ZM108 147H110V148H108ZM117 147V148H116ZM124 147H126L125 149H124ZM134 147L135 148H138V146L136 147L135 145H134ZM152 147V148H151ZM128 148H130V149H128ZM169 148V149H168ZM177 148H179L181 151H183V152H185V154L186 153H188L190 156H191V161H190V159L188 160V158L186 159V158H182V157H180L179 155H182L181 154V151H179V149H178V151H179V153H178V151H177ZM192 148V147H191ZM242 148V149H241ZM250 148H251V151L253 152V150H254V152L253 153H250ZM86 149H87V153H86ZM107 149H109V151H107ZM139 149V148H138ZM128 150H130V151H132V152H130L129 151V154L131 153V154H134V156L136 155V157L138 158H141V160L138 162L137 161V159L136 158H134L133 157V155H127L128 154ZM238 150V151H239ZM79 151V152H78ZM127 151V152H126ZM133 151H136L135 153H133ZM158 151H159V154H162L161 155V159H162V161L164 162V164L162 163V162H160L161 161V159H159V155H158ZM189 151V152H188ZM209 151V152H208ZM242 151V152H243ZM258 151V152H257ZM261 151V152H260ZM124 152V151H123ZM139 152H141V155L139 154ZM168 153H169V151H167ZM201 152H203V153H201ZM216 152V154H217V156H218V153ZM143 153V154H142ZM171 153V152H170ZM191 153V154H190ZM230 153H231V151H230ZM237 153V152H236ZM246 153H248L247 155H246ZM84 154V155H83ZM197 154H198V158H197ZM208 154H209V157L211 158V160H212V162H211V160H210V162L212 163L211 165H213L214 166V169H213V166H211L210 165V163L208 164V162H209V160L207 159L208 157ZM232 154V153H231ZM115 155V156H114ZM169 155V154H168ZM183 155H184V153H183ZM194 155V156H193ZM205 157H204V156ZM248 155H250V156H248ZM254 155H256V157L254 156ZM83 156V157H82ZM143 156V157H142ZM165 158V157H167V159H164L163 157ZM189 156V157H190ZM196 156V157H195ZM213 156V155H212ZM214 156H215V153H214ZM244 156V157H243ZM125 157H126V159H125ZM154 157H155V160H154ZM184 157H185V155H184ZM186 157H187V154H186ZM207 157V158H206ZM254 157H255V159H254ZM91 158V159H90ZM124 159V160H122V164L120 163V159ZM129 158V159H128ZM133 158L135 159V161H137V162H135V163H133ZM139 158H138V160H139ZM158 158V163L157 164H159V163H161V164H159L160 165V171H162V172H164V173H166L165 172V170H164V168H162L164 165H166L167 167H168V164L170 165V166H172L171 167V169H170V166H169V170L168 169H166L167 170V172L169 171L170 172V174H169V172H168V174H169V177H167L168 176V174H164V173H162L161 172V174H159L160 173V171H159V173L158 172H156L157 174H155L154 173V171L155 170H152V168H156L155 166H157V164H155V162H157L156 161V159ZM192 158L193 159H195V161L194 162H192ZM196 158H197V161H196ZM215 158H217L216 156H215ZM251 158V159H250ZM46 159V158H45ZM113 159H114V161H113ZM132 159V160H131ZM184 159V160H183ZM222 160V163L223 164H228V161L231 163L230 165L231 166H229V164H228V166H229V169H228V166H226V165H222L221 163H218L219 161H221ZM226 159H227V161H226ZM229 159V160H228ZM50 160V159H49ZM49 160H47V165H48V167H50V165H51V167H54L53 169H51V167H50V169H48V167H46V169L51 173V170H52V173L50 174L51 175V177H53V175L56 173V176H57V178H58V181H59V178H61L60 179V182H64V183H66V182H70V179H71V182L72 183H76V184H88V182H91V184L93 183V185H100L101 183H99V184H96V182L98 181L99 182V180H96V179H93L92 181L91 180H84V181H79V183H77L76 181L74 182V176H72V167H65V166H63L64 165V162L63 161H60V162H50V163H48V161ZM77 160H74L75 162H77ZM129 160V163L127 162ZM131 160V161H130ZM147 160V159H146ZM152 160V161H151ZM153 160L155 161L154 163H153ZM167 160V161H166ZM176 161V163H175V161ZM179 160V162H177ZM181 160V161H180ZM187 160H188V162H190L191 164H192V166L190 165V163H188L189 165H190V167L189 166H187L186 167V165H187ZM198 160H199V162H198ZM252 160H254V161H252ZM143 161V162H142ZM200 161H201V164H200ZM237 161V162H236ZM87 162H89V166H87ZM92 162H93V165L91 166V164H92ZM96 162H97V166H96ZM103 162V163H104ZM115 162V163H114ZM125 162H127L126 164H127V166H126V164H125ZM147 163L148 164V166H147V170H146V165H144V163ZM170 162H174V164H170ZM182 162V163H181ZM184 162H185V165H184ZM197 162V163H196ZM62 163H63V165H62ZM142 163V164H141ZM166 163V164H165ZM168 163V164H167ZM178 163L180 164V165H178ZM246 163V164H245ZM247 163H248V165H247ZM52 164H53V166H52ZM79 163H75L74 165H77V166H79L78 165ZM86 164V166H84ZM137 164V165H136ZM140 164V168H141V166H145V170H146V174H145V176L146 177H148V175H151L150 176V179H151V177L153 176V180L151 179V182H150V179L149 178H144L145 176L144 175H141V173H140V168H139V171H138V165ZM153 164H155V165H153ZM219 164V165H218ZM107 165V166H106ZM122 165L124 166V168L122 167ZM150 165H151V167H150ZM153 165V166H152ZM162 165V166H161ZM175 165V166H174ZM176 165H177V167L178 166H180V169L181 170H179V168H178V170L176 169V171L178 172V175L174 172V170H175V168H176ZM200 165H202V166H200ZM204 165V166H203ZM61 166V167H60ZM200 166V167H199ZM208 168H206V167ZM220 167V170H219V167ZM226 166V170L228 169V170H230V172H231V175H232V173H233V176H234V179L238 182V184H237V186L239 185V183L241 182L242 183V181H241V179L242 180H244L245 182H244V184L246 185V186H244L243 185V183H242V185H243V187H245V188H241V184L239 185L240 186V188H239V193H238V187L236 188V187H234L236 190H234L235 192H237V194L235 195V192H233V191H230L231 193H234V195H235V197H233L232 196V194L231 195H229L230 194V192H229V194L227 193V184L228 183H233L232 182V180H234V179H232L231 177H230V179H229V174H227V172H226V170L224 171V167ZM65 167V168H64ZM89 167H90V169H89ZM131 167L129 168V170L131 169ZM137 167V168H136ZM149 167H150V169H149ZM183 167H184V169H183ZM186 167V168H185ZM232 167V168H231ZM250 167L251 168H253L252 170L250 169ZM45 168V167H44ZM74 168V167H73ZM93 168V169H94ZM105 168V169H104ZM115 168V169H114ZM126 168V169H125ZM144 168V167H143ZM143 168H141L142 169V171H143ZM166 168V167H165ZM172 168H174V169H172ZM56 169V170H55ZM75 169H78L77 167L75 168ZM83 169H85V170H83ZM137 169V170H136ZM148 169H149V171H148ZM162 169V170H161ZM53 170H54V173H53ZM64 170H65V174H64ZM66 170H67V172H66ZM156 170H158V169H156ZM221 170H223L224 172H223V174H222V171ZM236 170V171H235ZM248 172V175H250V180L252 179V177H253V181H256V182H254L255 184H258V186H256L254 183H252V184H254L255 185V187H252L250 184H248V182L249 181H246L245 180V178H249V176L247 175V174H245L246 173V171ZM47 171V172H48ZM58 171H60V172H58ZM86 171V172H87ZM132 171V170H131ZM138 171V172H137ZM172 171V172H171ZM207 171V172H208ZM49 172H48V174H49ZM71 172V173H70ZM148 172V173H147ZM149 172H150V174H149ZM152 172L154 173L153 175H152ZM236 172V173H235ZM238 172V173H237ZM262 172V173H261ZM137 173H140V175H141V177H140V175H139V177H138V175L136 176L135 174H137ZM143 173H145V171L143 172ZM174 173V174H173ZM225 173V174H224ZM235 173V174H234ZM53 174V175H52ZM176 174V177L174 176ZM201 174V175H200ZM236 174L237 175H239V176H237L238 178L236 179L235 178V176H236ZM258 174V175H257ZM59 175H60V177H59ZM67 175V176H66ZM134 175L136 176V177H134ZM155 175H156V177H155ZM164 175H165V179H164ZM171 175H172V179L170 178L171 177ZM190 175V176H189ZM201 176L200 177V184H199V182H197L198 180H197V176ZM218 175L220 176V177H218ZM224 175V177H222ZM245 175H246V177H245ZM262 175V176H261ZM55 176V177H56ZM64 176H65V178H64ZM143 176V177H142ZM159 176V177H158ZM175 178H174V177ZM192 176V177H191ZM240 176H243V178L241 177V179H240ZM252 176V177H251ZM225 177H228V179L230 180V182H227V180L225 179ZM126 178H128V180L126 181ZM141 178V179H140ZM170 179V181L172 180V181H175V182H173V184H172V181H171V183H169L168 182V180ZM180 178V177H179ZM194 178H196L195 180H194ZM222 178H223V180L225 181V184H224V182L222 183ZM51 179V178H50ZM114 179H115V181H114ZM167 179V181H166V183H165V180ZM221 179V180H220ZM95 180V181H94ZM155 180V181H154ZM228 180V181H229ZM234 180V181H235ZM88 181V182H87ZM120 181V182H119ZM212 181H214V182H212ZM70 182V183H71ZM85 182V183H84ZM117 184L118 182H119V184H118V186H116V184ZM134 182V181H133ZM188 182V181H187ZM196 182V185L197 184H199V186L197 185V186H195V185H193L194 183ZM226 182H227V184H226ZM251 182V181H250ZM189 183V182H188ZM191 183H189V184H191ZM204 183H205V180H204ZM219 183H220V185H219ZM41 184V183H40ZM177 184H179L178 182L175 184V185H177ZM37 185H39V183H38V181H37ZM121 186V187H122ZM228 186H230L231 188V190H232V188H233V184L231 185V184H229ZM235 186H236V183H235ZM110 187V188H111ZM163 187V186H162ZM208 187H207V190H208ZM260 187H263V188H260ZM204 188V189H203ZM202 189L203 190H205V187H203ZM222 189V190H221ZM229 189V188H228ZM243 189V191H244V194H240V192H241V190ZM257 190V191H256ZM206 191V190H205ZM207 192V191H206ZM249 192V193H248ZM245 193H247V195H248V201H246V200H243V199H240L241 197H243L244 195H245ZM255 193V194H254ZM256 193H258V195L260 194V197H262V200H261V198L258 200V198H257V194ZM204 194H205V192H204ZM207 194V193H206ZM205 194V195H206ZM207 195V196H208ZM224 195H226L228 198H227V200H226V198L224 197ZM243 195V196H242ZM255 195H256V198H255ZM262 195V196H261ZM239 196H240V198H239ZM224 197V198H223ZM244 197H247V196H244ZM234 198L235 199H237V201L235 202L234 201ZM220 199V201H222ZM232 199V200H231ZM244 199H247V198H244ZM241 200V201H240ZM243 201H246V204H248V202H249V205H250V203H251V205L249 206V205H245V203L243 204ZM259 201V202H258ZM241 202H242V204H241ZM223 203V204H222ZM232 203H233V205H232ZM234 203H235V205H237V207L239 206L238 205V203H240L241 204V206H240V208L238 207V211H239V213H238V211H237V207L236 206H234ZM237 203V204H236ZM259 203V204H258ZM222 204V205H221ZM255 205L253 208H254V211L257 209V211H258V214L259 215H261V217L262 218H260V219H258V214L257 215H255L256 213L254 212L253 213V208H252V205ZM243 205L245 206V207H243ZM234 207V208H233ZM235 207H236V211L234 210L235 209ZM242 207V208H241ZM246 207H248L247 208V211L245 210L246 209ZM220 208V209H221ZM250 208H252V210L250 209ZM243 210V211H242ZM251 210V211H250ZM225 212L227 213V214H225ZM247 212V213H246ZM252 212V213H251ZM230 213V214H229ZM236 213V214H235ZM242 213V214H241ZM247 215V217H249V215H250V217H249V219H246L247 220V222H246V220L244 219V221H243V219H241L242 218V216L245 218V214ZM232 214V215H231ZM252 214H253V216H254V218H252L253 216H252ZM262 214H263V216H262ZM224 218V219H223ZM229 218H231V219H229ZM241 219V220H240ZM237 220H239V221H237ZM254 220L256 221L257 220V222H258V220H259V222H258V224L255 222L254 223ZM222 221V223H224ZM249 221V222H248ZM261 221V222H260ZM232 222V221H231ZM250 222H251V224H250ZM262 222V225H263V227H264V223ZM246 223V224H245ZM260 223V224H259ZM227 224V223H226ZM226 224L224 223V225L222 226V228H221V232H222V240H223V247H222V252H223V254H225L224 255V257L225 258H227L226 256V243L228 242H233L232 240H227L226 241V237H225V235L227 236L228 234H233V232L232 231H230V230H228V232H227V228H225L226 227ZM240 224V225H239ZM245 224V225H244ZM238 225V226H237ZM251 227H250V226ZM255 225H259V228H256L255 227ZM236 226V227H235ZM235 227V228H234ZM242 227V228H241ZM244 227V228H243ZM254 227V228H253ZM239 228V229H238ZM247 228V229H246ZM251 228V229H250ZM253 228V229H252ZM255 228H256V230H255ZM250 231H249V230ZM223 230H224V232H223ZM240 230H242V232H240ZM253 231V232H252ZM255 231V232H254ZM246 232V233H245ZM248 232V233H247ZM253 234H252V233ZM238 233L236 234V235H238ZM250 233V234H249ZM261 233V234H260ZM239 235V236H240ZM258 239H260V240H258ZM263 239V240H262ZM225 241H226V243H225ZM263 241V242H262ZM225 243V244H224ZM256 244V242L254 243V245L256 246V248H257V251H258V248L259 247H257V245H259V244ZM225 250H224V249ZM262 250H264V249H262ZM262 250H259V251H261L262 252ZM224 258V259H225ZM228 259V258H227Z\"/></svg>",
	"mask_w": 264,
	"mask_h": 264
}]
</instances>
